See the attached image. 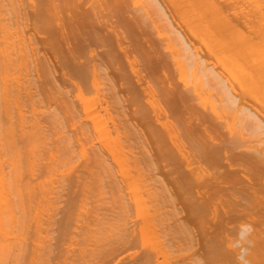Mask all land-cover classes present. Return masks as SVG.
Masks as SVG:
<instances>
[{"label": "rangeland", "instance_id": "374dc122", "mask_svg": "<svg viewBox=\"0 0 264 264\" xmlns=\"http://www.w3.org/2000/svg\"><path fill=\"white\" fill-rule=\"evenodd\" d=\"M1 1L3 2V5H2V3H1ZM0 1V6L1 7H3L4 5V7L3 8H5V10L7 9V11H9V8H11V2H12V0H1ZM11 1V2H10ZM17 1H19L21 4H19V2H17ZM99 1L101 2V3H99ZM96 0V3H98V5H97V7L98 6H100V7H98V9L97 10H99V8H103V10L105 9L106 10V8H107V6L108 5H106V4H104L105 5V8L102 6L101 7V4L104 2V3H106V0L105 1H103V0ZM107 1H109V2H111V0H107ZM116 1V2H115ZM120 1V0H119ZM118 0H112V2L111 3H109V2H107V4L109 3L110 4V6L111 5H114V7L115 8H117V10L116 11H120V12H122V14L120 13L119 14V11L117 12L118 14L117 15H119V18H117V20L119 19H121L124 23H120L119 22V24H117L118 26H117V28H116V26H115V28H116V31H118V32H116L115 31V29L113 28L112 30H110L109 29V27L106 29V23H104L105 21H103V28H102V26L100 27V29L102 28V29H106V34H107V31L108 32H110V33H108V35H109V37L108 36H106V35H104L103 36V34H105V33H103V31H105V29L102 31V34L100 35L101 37L103 36V39H106V42H107V44H111L114 48L116 47V48H118V46H116V44L117 45H119V46H121L122 44H124V45H122L121 46V48L123 47H126V48H124V51H126L128 54H125L127 57L126 58H124V55H122V54H124V52L123 53H121L122 52V50H123V48H122V50L120 49V56L118 55V51H119V48H118V50H114L113 49V47H111L110 49H113V51H115L114 52V54L115 55H113L112 56V59H111V61H112V66L117 62H119V60H120V57L122 56V59L120 60V64H119V66H117V63L113 66V67H115V66H117V69H115V70H113L114 72V75H116V73H117V75H118V78H116L117 77V75H116V77H115V80H117V81H115V83L116 82H119V83H116L117 84V91H118V95L119 96H122L123 94H125L126 93V97L127 98H129V99H127V100H130V105L128 104L129 102L127 101V106L129 105V106H131L132 104H133V102L135 101V100H137V101H139V103L140 104H137V103H135L134 104V106H136V105H141V106H144V109L143 110H145L146 111V114H147V112H148V117H147V122H145L146 124H148L149 123V125L151 126L152 125V123L154 124L155 123V120H154V117H155V114H154V112H155V110L153 111V113H152V111H151V109H153L155 106L156 107H159V105H160V107L159 108H156V109H158V110H160V108H161V111H158V112H160V113H162V117L163 118H160V119H163L162 120V122L163 121H165V122H170L171 120H173L172 122H171V125L172 124H176V122L177 123H179L180 124V120L178 119L179 118V114H177V112L178 111H175V110H178V109H176V108H174V105H175V102L177 103V96H179V94H181L182 96L184 95L185 96V94H187L188 92H191L192 94H193V92L191 91L193 88L191 87L192 86V84L193 83H195L196 81L197 82H199L200 84H201V80L198 78V77H200L201 78V76H203L201 73L202 72H200L201 70H199V69H201V68H199L198 67V70H196L195 72L194 71H191V69H193V68H190V66L186 63L187 61H186V59L185 58H183L184 57V55L182 54L183 53V49H182V44H183V42L182 41H180V37H178L179 35L178 34H181L180 36H182V37H184L182 40H186V39H188L187 41H189V43L191 42L192 44H191V46H189V47H191V49H192V51H194V53H196V55H203V58H204V56H207L206 58L208 59H206L207 60V63H208V66H210L209 68H210V70H212L213 71V75L214 76H217V78H218V76H219V78L218 79H222V82H224V84H225V90L224 89H221L220 87V85L219 84H215V85H213V87H206L205 85H206V83H205V81L204 82H202V83H205V85H203V84H201V85H203L202 86V89L203 90H201V91H197V90H200V86L201 85H199V83L198 84H194L195 85V88L197 87V85H199V89H196V91L197 92H199L198 94L200 95V97H202L203 98V100L205 101V96L204 95H207L208 97L209 96H211V97H207L206 96V99L207 100H209V101H211L213 104H209V105H213L214 106V108H215V111H214V108H213V111L210 109V107L211 106H208V103L207 102H203L201 99L202 98H199V100L197 101V100H195V103H192V105L193 106H196V105H198V106H196L195 108L196 109H199V111H202V112H198L199 113V115H200V113L202 114L203 112L205 113V114H202L203 116H205L204 118V120H206V118H207V121H206V123L208 122V123H210L209 125H211V130L209 131L210 132V134L212 135L213 134V138H214V136L216 137V138H212V140H209V142L211 143V144H217V143H219V141L221 142V141H223L222 142V144L225 146V148L227 149V148H229L231 151H234L235 153H237V152H239L241 149H239V148H241L242 147V145H243V147H242V149H246V151L247 150H249L248 148V146H251V147H253V148H260L261 146V144L259 145V143L257 144L256 143V145H255V143L253 142V141H255V139L256 138H254L252 135H250L249 133H247V131L245 132L244 130H245V128L243 129V126H242V123H240L238 120L239 119H237V117H238V112L235 110V109H237V107H238V104L240 105H242L243 104V107H245V108H247V109H250L251 111H254V112H259L258 114H260V116H264V79H260V78H258L259 77V75H261V76H264V75H262V74H264V66H262L261 67V65L262 64H264V30H261V26H264V25H261V24H264V19H262V18H260V16H259V14L261 15V17H264V15H262L261 13H260V10H259V8L261 9L262 7H264V6H262L260 3V5L261 6H257L256 7V3H254L256 0H254V1H252V0H250V3L248 2L249 0H247V1H245V0H209V2H208V0H197L198 1V3L199 4H197L196 5V0H189L191 3H189V2H187L188 0H185V3H188L187 4V6H186V4H183L184 3V1L183 0H180V3H178L177 1H179V0H177V1H174V0H139V1H137V0H126V1H124L123 2V4L121 3V2H119ZM160 1V2H159ZM173 1V2H172ZM183 1V2H182ZM205 1V2H204ZM261 1V3L262 2H264V0H260ZM7 2V3H6ZM15 2V3H14ZM24 2H25V6H24ZM117 2H119V3H121L122 4V6H121V4H119V3H117ZM165 2V3H164ZM183 4V5H185L186 7H183V8H181V12H180V9H179V6H178V4ZM195 2V3H194ZM204 2V3H203ZM213 4L214 3V5H217L216 7L213 5V7H215V8H217L219 11L218 12H220L221 11V14H219V15H217V13L214 11V10H216L215 8H210V7H212V5H210L211 3ZM245 2V3H244ZM247 2H248V4H247ZM254 4H253V3ZM257 2H259V0L257 1ZM23 3V4H22ZM33 3V4H32ZM91 3V2H90ZM127 3H130L129 5H127ZM150 3H153V4H155V6L157 5V9H160V11H161V14H159L160 12H159V10H156L155 11V9L153 10V11H151L150 9L152 8V7H155V6H152V7H150L151 6V4ZM175 3H176V5H175ZM208 3H209V6H208ZM252 3V4H251ZM12 4H13V6L12 7H16L17 9H19V8H24L23 10L25 11L26 10V7H29L30 5L32 6H30L29 8V10H34V4H35V0H31V1H29V0H14L13 2H12ZM94 4H95V0H94ZM133 4V5H132ZM139 4V5H138ZM150 6H149V5ZM152 4V5H153ZM173 6H172V5ZM189 4H193V6H194V4H195V6L194 7H197L198 8V5L199 6H203V8H204V13H205V11H207V7H209L208 8V19L206 18V15H200V17H202L203 19H204V23L203 24H210V22H212V26H207V29L209 28V30H206V28H205V30H206V32H209V34L211 35V38H210V35L208 34V33H206L205 32V30L204 29H201L202 27H203V25H202V21L200 22L201 23V26L202 27H197V30L195 31L194 29V27H193V30L195 31V32H197L198 30H199V35H198V32H197V35H198V37L196 36V34H195V37H194V34L192 35L191 33H190V31L191 30H189V29H191V28H189L190 27V25H191V27H192V24H190L188 27H186V22L187 21H190V20H188L187 18H186V20L184 19L185 17V15H187V14H185L186 12H184V13H182L183 12V10L184 11H187V10H185V8H187L188 7V5ZM202 4V5H201ZM205 4H207V6H205ZM27 5V6H26ZM118 5H119V7H120V9L118 8ZM124 5H126V9H128V10H126L125 11V7H124ZM141 5V6H140ZM145 5V6H144ZM249 5H251V6H249ZM252 5H254L255 7H252ZM24 6V7H23ZM128 6V7H127ZM161 6V7H160ZM175 6H178V8H176ZM244 6V7H243ZM113 6H111V7H109V9L111 8V9H113V11H114V7L112 8ZM141 7L142 8H149L148 10H150V14H147V16L144 14L143 15V13H142V11L143 10H146V8L145 9H141ZM158 7H160V8H158ZM168 7V8H167ZM177 9L176 11H179V12H176V13H178V14H176V13H174V9L175 8ZM189 7H191V6H189ZM219 7V8H218ZM241 7V8H240ZM31 8H33V9H31ZM140 8V9H139ZM201 8V7H200ZM199 8V9H200ZM254 8L255 9H257V10H259L258 12H257V10L253 13L252 12V10L254 11ZM2 9V8H1ZM153 9V8H152ZM166 9H167V11H166ZM191 9H192V11H194L193 10V7H191ZM195 9V8H194ZM29 10L27 11V12H29ZM102 10V9H101ZM100 10V11H101ZM104 10V11H105ZM202 10V9H201ZM242 10V11H241ZM262 11H264V9H261ZM103 11V13L104 14H102V15H106V13H107V11L110 13V11L109 10H106L105 12ZM111 12L115 17H116V13L114 14V12ZM130 12V13H128V12ZM132 11L134 12V13H132ZM191 10H189V12H190ZM210 11H212L211 13L213 14V15H211L210 16ZM223 11V12H222ZM98 12V11H97ZM189 12L187 11V13L189 14ZM214 12V13H213ZM241 12V13H240ZM247 12V13H246ZM251 12V13H250ZM99 13V12H98ZM109 13H107V15H109ZM110 13V14H111ZM157 13V14H156ZM222 13H223V16L225 17L224 19H226L225 20V22H224V19H222L223 17H222ZM7 14V13H6ZM6 14H5V16L3 17L2 15L0 16V19L1 18H8L7 20L8 21H10V19L9 18H11V15H9L8 16V14H7V17H6ZM101 14V13H100ZM112 14L111 15H109L108 17H110V16H112ZM152 14H154V15H152ZM164 14H165V16H164ZM168 14V15H167ZM169 14L171 15V16H169ZM173 14V15H172ZM183 15V17H180V15ZM191 14H192V12H191ZM190 14V17H192V15ZM197 14V13H196ZM195 14V15H196ZM206 14V13H205ZM252 14H254V16L252 15ZM257 16H256V15ZM142 15V16H141ZM149 15H150V17H149ZM158 15V16H157ZM198 15V14H197ZM220 15H221V17H220ZM145 16L147 17L146 19H143V18H145ZM154 16V17H153ZM174 16V17H173ZM179 16V17H178ZM214 18H213V17ZM216 16H218V17H216ZM247 18H246V17ZM114 17V18H115ZM118 17V16H117ZM142 17V18H141ZM159 17V18H158ZM162 17V18H161ZM165 17V18H164ZM200 17H199V19H200ZM216 17V18H215ZM220 17V18H219ZM112 18H113V16H112ZM112 18H110V21L112 20ZM114 18H113V21H114ZM123 18V19H122ZM126 20H125V19ZM138 18H140L141 20H139ZM150 18H151V20H150ZM152 18H154V19H152ZM164 18V19H163ZM175 18V19H174ZM178 18V19H177ZM182 18L186 21H184V20H182ZM210 18H212V19H210ZM106 19H109V18H106ZM134 19H137V20H139V22L138 21H136V22H138V24H140V25H138L137 23V25L138 26H142L141 28H143V30L142 31H144L143 33H142V35L143 36H140L139 35V31L137 30V29H140V27L138 28H135L136 26L135 25H133V23H135L134 22ZM142 19H143V22L144 23H142L141 21H142ZM170 19V20H169ZM180 19V20H179ZM191 20H192V18H190ZM193 19H195L194 17H193ZM214 19V20H213ZM247 19H248V21H247ZM259 19H261V20H259ZM3 20H6V19H3ZM7 20L5 21V22H7ZM105 20V19H104ZM116 20V18H115V21H117ZM198 20V19H197ZM209 20H210V22H209ZM212 20V21H211ZM218 20V21H217ZM243 20H246V21H243ZM251 20V21H250ZM257 20V21H256ZM155 21H156V23H158L157 25H155L156 23H155ZM175 21V22H174ZM178 21V22H177ZM193 21V20H192ZM231 21V22H230ZM0 22H1V20H0ZM4 21H2L1 22V24H0V26H2V28L0 27V32L1 33H3V34H1L0 33V44H1V41H2V44L0 45V47L1 46H3V48H4V51L2 50V52H0V55H1V53H2V55L0 56V58H3L4 60H1L0 59V107H2V108H0L1 110H0V258H1V260H0V263L1 264H81V262L83 263V264H95L94 262H98L99 263V259L97 258V254H98V250H99V253L101 254V252H103V250L104 249H107L108 248V246L110 245L109 243H114L115 242V240H116V238H115V235L113 234V232H111V230L116 226V225H118V223H119V221H121V223H122V220H119V218H117L118 219V222H116L117 221V219L115 220V219H109V216H110V213H109V215L107 216V214H106V211H105V209H102V208H105V207H108V206H110V205H107V204H105V203H110V201H111V199H110V191L108 192V191H106V190H104L103 189V191H102V189H99L98 188V186H97V183H98V180L95 178V176L93 177V178H90L91 179V181H90V179H89V176H87V177H85V178H82V179H78V177H76V179H75V176H76V172H75V169H76V167H77V169H76V171L78 170V172L81 170V166L80 165H82L83 163L82 162H84V159H85V156H83V152H85L86 151V154L88 153V150H87V147H88V145H86L87 147H86V149H85V151H83V152H79L78 154H75V156L76 157H74L73 159H71L72 161H69V159H67V157L64 155V158H63V155H62V148H61V145L58 147L59 149H56V147H55V141L56 140H58L59 142H60V139L62 138L63 139V137H66V136H68L69 135V126L66 124V121L64 120V118L62 117V115L61 116H59L58 115V118H59V122H60V125H59V128L56 126V129H55V126L54 125H57V123H55L54 125H52L53 123H52V121H51V117L50 116H52V114L53 113H55V107H54V105L53 104H55L56 105V100L57 99H61V97L62 98H65L66 96H68V97H70V96H72L73 95V98H75V96H74V92H73V94H72V92H71V89L74 91V89L72 88V86H71V89H69L68 87H66V85L64 84L63 85V83H61L62 85H60L59 84V80H60V78L62 77L61 75H62V73L64 72V73H66L65 72V67H68V65H69V63L67 62L66 64H68L67 66H65V64H64V61H59V62H61V64H62V66H64V69H63V67L62 66H60V63L59 62H55V60L56 59H58V58H60L61 57V55H62V57L63 56H65V55H63V53H61V49L59 50V51H57L59 54H57V53H51L52 54V56L49 54V52L47 51V53H46V49H42L39 45H36L37 46V48L36 49H38V50H32V49H35V42H33L34 44H32L30 47H29V45H28V39H26V36L27 35H29L31 32H29V31H31V30H29V29H32V28H30V27H28V26H30L29 25V23H30V21H29V19L28 20H23V22H19L17 25L19 26H17V25H13L12 23H11V21L9 22L10 24H12V26L10 25V28L8 27L9 25H8V22H7V24H6V29L3 27L4 25H5V22L3 23ZM125 22L127 23V28H126V25H125ZM133 22V23H132ZM162 22V23H161ZM185 22V23H184ZM194 22H198V21H194ZM214 22V23H213ZM226 22H230V26L232 27V28H230V26L228 25L229 23H226ZM244 22H245V24H244ZM249 22V23H248ZM254 22L256 23L255 24V26H256V28H258V29H256L255 28V26H254ZM260 22H262V23H260ZM24 23V24H23ZM25 23H27V24H25ZM131 23H132V25H131ZM152 23V24H151ZM174 23V24H173ZM177 23H179V24H177ZM184 23V24H183ZM224 23V24H223ZM260 24V27H259V24ZM3 24V25H2ZM20 24V25H19ZM31 24V23H30ZM142 24V25H141ZM180 24H181V26H180ZM189 23H187V25H188ZM219 24H220V26H219ZM223 24V25H222ZM226 24L229 26H226ZM234 24H235V27H234ZM250 24V25H249ZM22 25H24V26H22ZM122 25V26H121ZM125 25V26H124ZM148 26V28H147V26ZM162 25V27H160ZM198 26H200L199 24H197ZM213 25H214V27H213ZM216 25V26H215ZM218 25V26H217ZM246 25V26H245ZM121 26V27H120ZM156 26V27H155ZM193 26H194V24H193ZM224 26V27H223ZM252 26V27H251ZM121 29H120V28ZM132 27L134 28V29H136L137 31H138V35L135 33V31H134V29H132ZM155 27V28H154ZM169 27V28H168ZM177 27V28H176ZM181 29H180V28ZM186 27V28H185ZM217 27H220L219 29L217 28ZM222 27V28H221ZM9 30H8V29ZM16 28V29H15ZM125 28H126V30L128 29V31L129 32H131L132 34V36L129 34V33H127L128 31H126L125 30ZM153 28V29H152ZM166 29V31L164 30V29ZM179 28V29H178ZM204 28V27H203ZM210 28H212L211 30H212V32H211V30H210ZM214 28V29H213ZM216 28H217V31H216ZM253 28V29H252ZM3 29V30H2ZM5 29V30H4ZM123 29V30H122ZM231 29V30H230ZM235 29V30H234ZM239 31H238V30ZM260 29V30H259ZM20 30H21V32H20ZM29 30V31H28ZM115 31L116 33H112L111 34V32L112 31ZM164 30V31H163ZM168 30V31H167ZM171 30V31H170ZM230 30V31H229ZM233 30V31H232ZM250 30V31H249ZM7 31V32H6ZM13 33H12V32ZM16 31V32H15ZM17 31H19V32H17ZM24 31H26V32H24ZM100 31V30H99ZM113 31V32H114ZM141 31V32H142ZM176 31V32H175ZM181 31H182V33H181ZM185 31V32H184ZM201 31V32H200ZM202 31L204 32V33H202ZM215 31L217 32V33H215ZM249 33H248V32ZM121 32V33H120ZM123 32V33H122ZM156 32H157V34H156ZM161 32V37H159L158 36V34ZM164 32H166V33H164ZM178 32H180V33H178ZM194 32V33H195ZM239 32V33H238ZM6 33V34H5ZM16 33V34H15ZM23 33V34H22ZM33 33V32H32ZM119 33V34H118ZM125 33V34H124ZM127 33V34H126ZM163 33L164 34H167V35H163ZM176 33V34H175ZM185 33V34H184ZM192 33H193V31H192ZM206 33V34H205ZM6 36H5V35ZM12 34V35H11ZM18 34V35H17ZM26 34V35H25ZM39 34H41L40 36L41 37H37V34H35L36 35V37H35V35H34V37L37 39V38H42L44 35L42 34V33H39ZM117 35V37L118 38H115L116 37V35ZM124 36H123V35ZM171 34V35H170ZM183 34L186 36V38H185V36H183ZM201 34L203 35V37L201 36ZM205 34V35H204ZM242 34V35H241ZM112 35H113V37H112ZM120 35H122V37H124V38H127V39H124V38H122ZM126 35V36H125ZM145 35L147 36L146 38H145ZM173 35V36H172ZM176 35V36H175ZM8 36V37H7ZM9 36H11V37H9ZM15 36H17L16 38H15ZM22 38H21V37ZM39 36V35H38ZM166 36V37H165ZM191 36V37H190ZM193 36V37H192ZM204 36H209V38L207 37L206 39H205V37ZM246 36V37H245ZM5 37V40L3 39ZM20 37V38H19ZM141 37H143V38H141ZM149 37V38H148ZM173 37V38H172ZM174 37L176 38V39H174ZM181 37V38H182ZM212 37H213V39H212ZM8 38H10L9 40H7ZM24 38V39H23ZM148 38V39H147ZM156 38V39H155ZM170 38H171V40H170ZM194 38V39H193ZM14 39H16V41H18V42H16V44H15V42L13 41ZM107 39H109V41L107 40ZM115 39H117V40H115ZM134 39H136L137 40V42H136V40L134 41ZM144 39V40H143ZM167 41H166V40ZM173 39V40H172ZM178 39V40H177ZM190 39V40H189ZM213 40V42H211V43H209L210 41L209 40ZM14 42H12V41ZM20 40H22V41H20ZM24 40V41H23ZM26 40V41H25ZM127 40V41H126ZM140 40V41H139ZM142 40V41H141ZM147 40H148V42H147ZM151 42H150V41ZM158 40H160V41H158ZM164 42H163V41ZM174 40H177V42L176 41H174ZM211 40V41H212ZM245 42H244V41ZM249 40V41H248ZM7 41L8 42H10L11 41V45L9 46L10 47V51L8 50V52L10 53V57L11 58H9V57H5V53L4 52H6V55H8L9 53H7V45H8V43H7ZM122 43H121V42ZM130 41H132V43H128V42H130ZM152 41L154 42V44L152 43ZM171 41H172V43H171ZM178 41H180L182 44H179V46H175L176 48H174V44H176V43H178ZM187 41H185V42H187ZM206 41V42H205ZM243 41V42H242ZM25 42V43H24ZM120 42V43H119ZM161 42V43H160ZM167 42V43H166ZM168 42L171 44H168ZM176 42V43H175ZM179 42V43H180ZM4 43H7V44H5L4 45ZM19 43V44H18ZM21 43V44H20ZM26 43H27V47H26ZM137 43V44H136ZM174 43V44H173ZM188 43V42H187ZM188 43V44H189ZM13 44H15L14 46V49H19V50H17V51H22L23 52V49H25L24 50V52L22 53L21 52V54H19V52H18V54L20 55V59L19 60H21L20 62H18V64H17V62L15 63V64H13L12 62L13 61H15L16 60V58H17V51L16 50H12V46H13ZM126 44V45H125ZM128 44V45H127ZM141 44V45H140ZM150 44V45H149ZM166 44H167V46L169 45L170 46V48L172 47L174 50H170V48H169V50L171 51V52H175V50L176 49H178V47H179V49H182V50H180L179 52H177V50H176V52L180 55V56H178V54H175L176 55V57L178 56L179 58H181V60H182V63L183 62H185V64H186V66L187 67H189L188 68V70L186 71L187 72V75H185L184 74V72L185 71H183V73H182V75L184 76L185 75V77H184V79H183V76L181 75H179V73H177V72H180V74H181V68H180V65H181V63H180V65L177 67L178 69H179V71H178V69L176 68V64L178 63H174V65H173V63H172V61H171V63H170V60H173L172 58L170 59V57H171V55H173V53L171 54V52L168 50H165V48L167 47L166 46ZM205 44L207 45H209L210 47H211V50H209L210 49V47H208L209 49V51H211V52H209L210 53V56H209V53L207 54V48H205V47H207V46H205ZM211 44V45H210ZM17 45H19V46H17ZM21 45H25V46H21ZM61 45H63V47H64V49H65V44L64 43H62ZM111 45H109V47L111 46ZM131 47H130V46ZM136 45V46H135ZM152 45V46H151ZM178 45V44H177ZM184 45V44H183ZM5 46V47H4ZM16 46L17 47H19V48H16ZM142 46V47H141ZM148 46H150V47H148ZM21 47H22V49H21ZM108 47V48H109ZM128 47V48H127ZM139 47V49L137 50L136 48H138ZM148 47V48H147ZM194 47V48H193ZM2 48V49H3ZM6 48V49H5ZM130 48H132V49H130ZM155 49V51H157L156 49L158 48L160 51H159V55L162 53V55L159 57L158 56V54H157V52H155L154 51V49ZM164 48V49H163ZM21 49V50H20ZM28 49V50H27ZM40 49H41V51L43 50V52H42V56L40 55ZM126 49V50H125ZM141 49V50H140ZM142 49H145V50H142ZM149 49V50H148ZM153 51H152V50ZM167 49V48H166ZM178 49V50H179ZM1 50V49H0ZM100 50H102V49H100ZM131 50V51H130ZM140 50V51H139ZM148 50V51H147ZM206 50V51H205ZM27 51V52H26ZM36 53V58L37 57H40V58H42V59H44L45 57V62L43 63V64H45V63H50V62H52V60H54L52 63H50V64H48L49 66H47V64H45L43 67V70L46 68V67H49V68H46V70L45 71H43V70H37L36 68H35V62H33V59H34V61H35V53ZM40 51V52H39ZM129 51V52H128ZM134 53H133V52ZM142 51V52H141ZM148 52V54L150 53V52H155V53H150V55L152 54H155V56H152L153 57V59L151 58V57H149L148 56V54L146 55L145 54V52ZM26 52V53H25ZM39 52V53H38ZM143 52H144V54H143ZM204 52V53H203ZM13 53H15V55H16V57H15V59L12 57V54ZM27 53H28V55H27ZM32 53H33V55H32ZM38 53V54H37ZM117 53V54H116ZM185 53V52H184ZM203 53V54H202ZM212 53V54H211ZM23 54V55H22ZM26 54V55H25ZM57 54V55H56ZM171 54V55H170ZM207 54V55H206ZM14 54H13V56H15ZM18 55V56H19ZM37 55H39V56H37ZM119 56V60H116V58L117 57H115V56ZM131 55V56H130ZM144 55H145V57H144ZM170 55V56H169ZM175 55H173V58H174V56ZM9 56V55H8ZM22 56V57H21ZM24 56V57H23ZM58 56V57H57ZM157 56V57H156ZM183 56V57H182ZM197 56V57H198ZM31 57H33V58H31ZM44 57V58H43ZM48 57V58H47ZM49 57H50V59H49ZM115 57V58H114ZM139 57V58H138ZM144 57V58H143ZM148 57L149 58H151L150 59V61H152L151 63H149L148 62V64H150V66L146 63L147 61H148ZM163 57H165V58H163ZM177 57V58H178ZM200 57V56H199ZM9 59H14L12 62H8V60ZM19 58V57H18ZM52 58V59H51ZM146 58V61L144 60ZM162 59V61H161V65H160V62H158L159 60L158 59ZM178 58V59H179ZM48 59V62L46 61ZM118 59V58H117ZM129 59V62L131 61L132 63H129V62H127V60ZM142 59V60H141ZM160 59V60H161ZM175 59V58H174ZM211 59V60H210ZM228 59V60H227ZM6 60V61H5ZM11 60H9V61H11ZM114 60H116L115 61V63H114ZM166 60V61H165ZM4 61V62H3ZM17 61H18V59H17ZM122 61V62H121ZM144 61V62H143ZM155 61V62H154ZM157 61V62H156ZM174 61V60H173ZM178 61V60H177ZM180 61V60H179ZM125 62V63H124ZM142 62V63H141ZM166 62V63H165ZM174 62H176V59H175V61ZM59 63V64H58ZM128 63L129 64H132L131 66H132V68L134 67V71H136V72H139V73H136V75L133 73H131V67L129 68L128 66H130V65H128ZM137 63H138V65H137ZM145 63V64H144ZM154 63V64H153ZM156 63H158V65H159V67H156L155 68V66H157L156 65ZM165 63V64H164ZM229 63V64H228ZM2 64H4V65H2ZM16 64H17V66H16ZM25 64V65H24ZM53 64H55V66L57 67V66H59V67H55L54 65V67L52 68V65ZM56 64H58V65H56ZM148 66H147V65ZM153 64V65H152ZM184 64V65H185ZM23 65V66H22ZM50 65H51V67H50ZM142 65V66H141ZM152 65V66H151ZM155 65V66H154ZM8 67V69H7V67ZM140 66V67H139ZM145 66V67H144ZM161 66V67H160ZM202 66V65H201ZM3 67V68H2ZM39 67V66H38ZM123 68V70H121L120 71V73H118V69H122ZM150 67V68H149ZM173 67H175V68H173ZM236 67H237V70H236ZM242 67V68H241ZM258 67H260V68H258ZM2 68V69H1ZM40 68V67H39ZM38 68V69H39ZM100 70H102V71H100V72H107V73H109V71H111V69L109 68L108 70H105L104 68H100V67H98ZM145 68V69H144ZM161 70H160V69ZM164 68H166L165 69V71H166V73H165V71H164ZM184 68H185V66H184ZM212 68V69H211ZM262 68V69H261ZM5 69V70H4ZM35 69H36V71H38V73L36 74V72H35ZM48 69H49V71H48ZM52 69H56V70H53V73L51 74L50 72H52L51 70ZM57 69H62V73H60L61 71L59 70V72L57 71ZM135 69H137V70H135ZM155 71H154V70ZM173 69V70H172ZM197 69V68H196ZM240 71H242V72H240ZM255 69H257V70H255ZM261 69V70H260ZM20 70V71H19ZM103 70H105V71H103ZM148 70V71H147ZM184 70H186V69H184ZM4 71H5V74L6 75H3L4 74ZM7 71V72H6ZM57 73H56V72ZM115 71H117V72H115ZM123 71V72H122ZM128 71V72H127ZM130 71V72H129ZM134 71H132V72H134ZM141 71V72H140ZM144 71V72H143ZM150 71H152V72H150ZM169 71V72H168ZM255 71V72H254ZM257 71H258V74H256L257 73ZM3 72V76L1 75V73ZM21 72V73H20ZM105 72V73H106ZM172 72V73H171ZM191 72H194L195 74H196V76H198L197 78H193V80L195 79V82H193L192 81V77L194 76L195 77V74L193 75V74H191ZM218 73V75L216 74V73ZM236 72H240V75L244 72V74H242L241 75V77L239 76V74L237 73L236 74ZM13 73V74H12ZM20 73V74H19ZM41 73V77H40V75H38V74H40ZM56 73V74H55ZM59 73V76L60 77H58V74ZM104 73V74H105ZM143 73V74H142ZM156 73V74H155ZM161 73V74H160ZM165 73V74H164ZM198 73V74H197ZM254 73V74H253ZM262 73V74H261ZM61 74V75H60ZM100 74V73H99ZM101 74H103V73H101ZM137 74H138V77H137ZM145 74V75H144ZM152 74V75H151ZM155 74V75H154ZM158 74V75H157ZM201 74V75H200ZM234 74H236L235 75V78L237 79V78H239L240 79V84H239V79H235L234 78ZM256 74V75H255ZM13 75V76H12ZM50 75V77H52V78H48V76ZM55 75V76H54ZM68 75V74H67ZM107 75V74H106ZM105 75V76H106ZM142 77H140V76ZM151 75V76H150ZM175 75V76H174ZM180 77H179V76ZM193 75V76H192ZM257 75H258V77H257ZM43 76V77H42ZM45 76V77H44ZM100 77L102 76V75H99ZM105 76H103V77H105ZM125 76V77H124ZM147 76V77H146ZM161 76H162V79H161ZM192 76V77H191ZM221 76V77H220ZM242 76H243V78H242ZM39 79H38V78ZM119 77H121V79H122V81H120L121 79L119 78ZM175 77H177L176 79H175ZM182 77V78H181ZM187 77H188V79H187ZM204 77V76H203ZM202 77V78H203ZM42 78V79H41ZM63 78H65V77H63ZM106 78V77H105ZM104 78V79H105ZM126 78V79H125ZM141 78V79H140ZM143 78H144V80H143ZM168 80H167V79ZM178 78H180L179 80H182V81H184L185 82V84H187V85H184L183 83H182V81H179L178 80ZM216 78V79H217ZM262 78V77H261ZM44 79V80H43ZM49 79V80H48ZM100 79H102V80H104L102 77L100 78ZM139 80V82L141 83H139L138 82V80ZM147 79V80H146ZM149 79V80H148ZM199 79V80H198ZM41 82H40V81ZM43 80V81H42ZM56 80V81H55ZM102 80H100V82H101V86H103V88L99 91L100 93H98V96L96 97L97 98V100H96V102L98 101V98H99V96L100 95H102L103 94V92H102V90L104 91V92H106L107 90H106V88H105V84L107 83V82H105L104 81V83L102 82ZM119 80V81H118ZM125 80V81H124ZM128 80V81H127ZM153 80V81H152ZM159 80V81H158ZM203 80V79H202ZM205 80V79H204ZM36 81H38V82H36ZM46 81V82H45ZM58 81V82H57ZM137 81V82H136ZM169 81V82H168ZM189 81V82H188ZM36 82V83H35ZM43 82V83H42ZM60 82H61V80H60ZM123 83V84H125V86H123V87H121V86H118L119 84H121V83ZM127 82V83H126ZM147 82H149V83H147ZM157 82V83H156ZM168 84H167V83ZM146 83V84H145ZM155 83V84H154ZM172 83V84H171ZM174 83V84H173ZM180 83V84H179ZM37 84V85H36ZM122 84V85H123ZM133 84V85H132ZM140 84V85H139ZM150 84V85H149ZM156 84H157V86H156ZM43 85V86H42ZM53 85V86H52ZM162 85V86H161ZM169 85V86H168ZM171 85V86H170ZM179 87H177V86ZM189 85H190V87H189ZM35 86H37V87H35ZM40 86V87H39ZM51 86V87H50ZM56 88H55V87ZM58 86H60L59 88H57ZM164 86H166V87H164ZM183 86V87H182ZM39 87V88H38ZM48 87H49V89L51 90H49L48 89ZM54 87V88H53ZM63 87V88H62ZM131 87V88H130ZM144 87H145V89H144ZM146 87H148V88H146ZM154 87H156V89L154 88ZM186 87V88H185ZM188 87L191 89H189L188 91H187V89H188ZM206 87V88H205ZM215 87V88H214ZM219 89H217V88ZM27 90H26V89ZM52 88V89H51ZM122 89V88H124L122 91H124L125 90V92H122V91H120V89ZM167 88V90L169 91H172L173 92V94L175 95V97H177V98H174V100L173 101H175L174 102V105H173V102L171 101V99L173 98L172 96H174V95H169V92L167 93L168 95H165V94H162V92H167V90L166 91H164V89H166ZM178 90H177V89ZM210 88V89H209ZM214 88V89H213ZM223 88V87H222ZM39 89H41V90H39ZM47 89V90H46ZM55 90V91H52V90ZM65 89V90H64ZM100 89V88H99ZM134 89V90H133ZM162 89H163V91H162ZM206 89V90H205ZM221 89V90H220ZM228 89V90H227ZM50 92H49V91ZM60 90V91H59ZM69 92H71V93H68V91ZM139 90V91H138ZM148 90V91H147ZM152 91V90H154V93H153V91L150 93V91ZM177 92H179V93H177ZM47 91V92H46ZM119 91L121 92V95L119 94ZM132 91V92H131ZM144 91H147V92H144ZM205 91V92H204ZM62 92H63V94H62ZM91 92V91H90ZM84 93V95H86V96H84V98H86L85 100H87V98L89 97V95H91L89 98H91L92 97V93ZM92 92H94V91H92ZM141 92V93H140ZM142 92H143V94H142ZM149 92V93H148ZM159 92H161L160 94L161 95H165V97L164 96H162L161 97V95H159ZM184 93L185 92V94H182V93ZM200 92H201V94H200ZM211 94H210V93ZM227 92L229 93L228 95H230V96H225L224 95V93H226L227 94ZM65 93H66V95H65ZM68 93V94H67ZM95 93V92H94ZM108 92H106V94H107ZM133 93V94H132ZM140 93V94H139ZM146 93V94H145ZM221 93V94H220ZM41 94V95H40ZM56 94V95H55ZM57 94H59V96L57 95ZM72 94V95H71ZM155 94H157V95H155ZM170 94H171V92H170ZM192 94H188L189 95V97L191 96L192 98H193V96H192ZM197 94V93H196ZM198 94H197V96H198ZM204 94V95H203ZM233 94V95H232ZM70 95V96H69ZM94 95H97V93L96 94H94ZM154 95V97L152 98L153 100L156 98V97H159V99L158 98H156L154 101L152 100V99H150V98H147L146 96H148V97H152ZM188 95H186L185 97H186V99H188L189 97H187ZM224 95V96H223ZM56 96H58V97H56ZM88 96V97H87ZM125 96H123L122 98L123 99H125ZM132 96H135V97H132ZM156 96V97H155ZM169 96V97H168ZM183 96V97H184ZM237 96V97H236ZM138 97V98H137ZM172 97V98H171ZM232 98V97H236V99L238 100H236L237 102H235V105L234 104H232V105H230L229 106V104H231L232 102H228V100H227V98ZM51 98V99H50ZM56 99V100H53V99ZM71 98V100H74L72 97H70ZM89 98H88V100H89ZM93 98V97H92ZM91 98V99H92ZM100 98H101V96H100ZM99 98V102H100V99ZM134 98H135V100H134ZM143 100H142V99ZM146 98L147 99H149V104H148V100L145 102L144 101V99L146 100ZM163 99V100H161V99ZM170 98V101L169 100H167V99H169ZM91 99H90V102H89V105H88V108L89 107H91V104H95L96 102H95V100H94V102H93V100L91 101ZM125 99V100H126ZM131 99H133L134 101H132ZM176 99V100H175ZM190 99V98H189ZM188 99V101L190 102V100ZM195 99H197V97L195 98ZM225 101H224V100ZM51 100V102H49ZM53 100V101H52ZM77 99H75L74 100V102H77L78 103V105L77 106H80L81 107V105L79 104L80 102L79 101H76ZM150 100H152L151 102L152 103H150ZM166 100V101H165ZM194 100V99H193ZM221 100V101H220ZM223 100V101H222ZM47 101V102H46ZM55 101V102H54ZM58 101V100H57ZM61 101V100H60ZM132 101V102H131ZM159 101H161L162 103H160ZM53 102V103H52ZM93 102V103H92ZM136 102V101H135ZM202 102L204 103V105H202ZM223 102V103H222ZM47 103H48V105H47ZM52 103V104H51ZM77 103H75V105L77 104ZM98 103V102H97ZM97 103L95 104V105H97ZM155 103V104H154ZM158 103V104H157ZM197 103V104H196ZM227 103H228V105H227ZM59 104V103H58ZM87 104H88V101H87ZM126 104V103H125ZM150 104H153V106L154 107H152V105H150ZM170 104V105H169ZM196 104V105H195ZM207 104V105H206ZM120 105H123V103L121 104H118L117 106H115L114 108L115 109H113V110H111L112 111V113H114L115 112V114L118 116L119 115V117L121 116L120 114H121V112H119V111H117V108L116 107H118V106H120ZM150 105V106H149ZM180 106V104H177V107H179ZM199 105H200V107H199ZM202 105V106H201ZM76 106V107H77ZM92 106H94V105H92ZM147 106V107H146ZM168 106V108H166ZM173 106V107H172ZM176 106V105H175ZM227 106V107H226ZM235 106V107H234ZM54 107V108H53ZM78 108L79 110V112H78V115H79V117L82 119V120H86L85 122H87V118H85V119H83L84 117H85V115H84V117H83V115H81V114H84L85 112V114H88V108L87 109H85V112L83 113L82 112V110H81V108ZM87 107V106H86ZM171 107V108H170ZM180 107H182V106H180ZM179 107V108H180ZM198 107V108H197ZM229 107V108H228ZM120 108H121V106L120 107H118V109L120 110ZM130 108V107H129ZM131 108H133V106L131 107ZM154 108V109H155ZM195 108H193L194 110H195ZM219 108V109H218ZM239 108V107H238ZM93 108L91 107V108H89V110H92ZM123 109V107L121 108V110ZM166 109H168V110H166ZM175 109V110H174ZM181 109H183V108H180V111L182 112V110ZM81 110V111H80ZM129 110V109H128ZM149 110V111H148ZM164 110V111H163ZM172 110H174V111H172ZM184 110V109H183ZM51 113H50V112ZM144 111V112H145ZM170 111H172V113L170 112ZM196 111V110H195ZM236 111V112H235ZM81 112V113H80ZM92 112H93V110H92ZM110 112V111H109ZM129 112L131 113V109L129 110ZM157 112V111H156ZM163 112H165V113H163ZM167 112H168V114H167ZM174 112H176V114L174 113ZM183 112H185V111H183ZM182 112V113H183ZM226 112H227V114H226ZM49 113V114H48ZM89 113H90V111H89ZM112 113H110V114H112ZM119 113V114H118ZM150 113V114H149ZM152 113V114H151ZM175 115H174V114ZM178 113H180V112H178ZM92 114V113H91ZM170 114H171V116H170ZM234 116H233V115ZM236 114V115H235ZM103 115V116H102ZM101 116H102V118L104 117V114H102ZM108 115V114H107ZM107 115H105V116H107ZM114 115V114H113ZM113 115H111V116H113ZM130 114H128V116H129ZM136 115V117L138 118V116H137V114H135ZM149 115H151V117L152 118H150V116ZM164 115V116H163ZM167 115V116H166ZM207 115V116H206ZM83 118H82V117ZM92 116V115H91ZM90 116V117H91ZM132 116H133V114H132ZM236 116V117H235ZM109 117V115L107 116V118ZM119 117H117V118H119ZM130 117V116H129ZM129 117L127 118V116H125L124 117V120H126V119H128V124L130 123V124H133V123H135V122H133V121H135L137 118H135L132 122H130V119H129ZM161 117V116H160ZM164 117H166L165 119H164ZM177 118V120L179 121H176V120H174V118ZM184 117H186V116H184ZM199 117V116H198ZM232 117H235V119L233 118L232 119ZM40 118V119H39ZM79 118V121H81V119ZM106 118V117H105ZM104 118V119H105ZM107 118H106V120H107ZM168 118V119H167ZM172 118V119H171ZM175 118V119H176ZM34 119V120H33ZM38 119V120H37ZM123 120V117L121 116V118H120V120ZM152 119V120H151ZM156 119V118H155ZM167 119V120H166ZM199 119H200V117H199ZM198 119V121H196V120H191V122L190 123H192L193 124V126H195V128H196V131L199 129L200 130V132L202 131V128H203V125L204 126H209V125H206V123L205 122H203L204 124H201L200 123V121L201 120H199ZM32 120H33V122H32ZM36 120V121H35ZM61 120V121H60ZM121 120V121H122ZM232 120H234V123H233V121ZM237 120V121H236ZM75 121H77V120H75ZM149 121V122H148ZM152 123H151V122ZM174 121H176L175 123H174ZM37 122V124H35ZM78 122V121H77ZM84 122V123H85ZM90 121H89V116H88V122L86 123V125L89 123ZM197 122V123H196ZM202 122V121H201ZM39 123V124H38ZM76 123V122H75ZM79 123V122H78ZM78 123H77V125L76 126H78ZM64 124V126H62ZM144 125V126H142L141 128H142V130L144 131V129L145 128H150V126L148 125V127H147V125ZM197 126H196V125ZM198 124H201L200 126L198 125ZM235 124V125H234ZM35 125L36 126H39V127H41V128H39V127H36L37 129H39V130H37L38 131V134L40 135V137H39V135L38 134H36V135H38L37 137H39L40 138V141H38V139L39 138H37L36 137V141H38V143H36L35 142V144H30L32 141H35L34 139H35V131L36 130H34V128H35ZM67 125V126H66ZM91 124L89 123V125L88 126H90ZM178 124H176V126L174 125H172L173 127H175L176 128V130L178 129V126H177ZM19 128H18V127ZM66 126V127H65ZM88 126H87V128H88ZM233 126H234V128H233ZM242 128H241V127ZM62 127V128H61ZM152 127V126H151ZM2 128H4V130H2ZM10 128V129H9ZM13 130H12V129ZM18 128V129H17ZM66 128V129H65ZM7 131H6V130ZM24 129V130H23ZM40 129H41V131H40ZM58 129V130H57ZM60 129V130H59ZM64 129H65V131L66 132H64ZM91 129V128H90ZM89 129V130H90ZM148 129H145V131L147 132V130ZM151 129V128H150ZM222 129V130H221ZM228 129V130H227ZM240 129V130H239ZM17 130V131H16ZM27 130V131H26ZM29 130H31V131H29ZM53 130H54V132H53ZM61 130H63L62 132H60L59 133V131H61ZM141 130V131H142ZM180 130V131H179ZM179 130H177L178 132H177V135H178V137L180 136L181 138L180 139H182V132H181V129H179ZM216 130V131H215ZM16 131V132H15ZM43 131V132H42ZM57 131V132H56ZM214 131H215V133H214ZM223 131V132H222ZM4 132V133H3ZM6 132H9V133H6ZM11 132H14L13 134L11 133ZM20 132V133H19ZM24 132V133H23ZM27 132V133H26ZM90 132V131H89ZM198 132V131H197ZM200 132H198V133H196V134H200ZM219 132L222 134V136H221V134L219 135ZM239 132V133H238ZM16 133V134H15ZM29 133V135H27ZM31 133H33V134H31ZM37 133V132H36ZM56 133V134H55ZM66 133V134H65ZM68 133V134H67ZM92 133V132H91ZM246 133V134H245ZM9 136H8V135ZM14 134H15V136H14ZM43 134V135H42ZM53 134L55 135V136H53ZM59 134V135H58ZM179 134H181V135H179ZM203 136H204V133L202 132L201 133ZM237 134V135H236ZM242 134H243V136H242ZM4 135H6V136H4ZM34 135V136H33ZM65 135V136H64ZM101 135V134H100ZM250 136V137H248V136ZM3 136V137H2ZM25 136H27V137H24ZM219 138H218V137ZM251 136H252V138H251ZM5 137V138H4ZM10 137V138H9ZM13 137V138H12ZM17 137H18V139H17ZM31 137H32V139H31ZM45 137V138H44ZM96 137H98L97 135H96ZM102 137V136H101ZM100 137V138H101ZM243 137V138H242ZM248 137V138H247ZM5 139V141H4V143H5V145H4V143H2L3 141H2V139ZM7 138H9V139H7ZM14 138H16V139H14ZM22 140H21V139ZM27 138V140H25ZM28 138H29V140H28ZM58 138V139H57ZM184 138V137H183ZM49 139V140H48ZM61 139V140H62ZM98 139H99V137H98ZM185 139V138H184ZM184 139L183 140H180L181 142L182 141H184ZM216 139V140H215ZM238 139V140H237ZM7 140V141H6ZM9 140H12V141H9ZM30 140H32V141H30ZM47 142H46V141ZM96 139H92V142L93 143H95L94 141H95ZM99 140H101V139H99ZM14 141V142H13ZM20 141H22V143L20 142ZM25 141V142H24ZM27 141V142H26ZM53 141V142H52ZM187 139H185V142L183 143V148L182 149H184V148H188L189 146H188V144H186L187 143ZM216 141V142H215ZM227 141V142H226ZM242 141V142H241ZM10 142H11V145H9L10 144ZM18 142V143H17ZM46 142V143H45ZM51 142V143H50ZM98 142V140H96V143ZM180 142V143H181ZM189 142V141H188ZM246 142V143H245ZM256 142V141H255ZM28 143V144H27ZM34 143V142H33ZM49 143V144H48ZM61 143V142H60ZM95 143V144H96ZM252 143V144H251ZM7 144V145H6ZM19 144V145H18ZM39 144V145H38ZM45 144V145H44ZM47 144V145H46ZM51 144V145H50ZM186 144V145H185ZM227 144V145H226ZM254 144V145H253ZM2 145V146H1ZM9 145V146H8ZM24 145L26 146V147H24ZM37 145V146H36ZM240 145V146H239ZM259 145V146H258ZM11 146V147H10ZM27 146H29V147H27ZM30 146H31V150H29L30 149ZM39 146V147H38ZM42 146V147H41ZM50 146V147H49ZM52 146V147H51ZM180 146H181V144H180ZM239 146V147H238ZM246 146H247V148H246ZM262 146H264V145H262ZM37 147V148H36ZM238 147V148H237ZM2 148V149H1ZM40 150H39V149ZM55 148V149H54ZM190 148V147H189ZM185 149V151H187ZM4 150V151H3ZM37 150V151H36ZM29 151H30V153H29ZM33 151V152H32ZM41 151V152H40ZM51 151V152H50ZM59 151V152H58ZM60 151H61V153H60ZM243 151V150H242ZM32 152V153H31ZM36 152V153H35ZM244 152H245V150H244ZM17 153V154H16ZM28 153L30 154V156L28 155ZM50 153V154H49ZM39 154V155H38ZM221 154H222V152H221ZM232 154H234V153H232ZM17 155V156H16ZM50 155H52V156H50ZM85 155V154H84ZM223 155H224V153L220 156V158H219V162L220 163H224V161L221 159V157L223 158ZM31 157V158H30ZM50 157V158H49ZM84 159H83V158ZM33 158H35L34 160H33ZM37 158H39V160H37ZM59 158H61L60 160H59ZM66 158V159H65ZM220 160H222V162L220 161ZM219 162H218V164H219ZM72 163V164H71ZM54 164V165H53ZM211 163H209L208 165H210ZM218 164L217 165H215V166H217V170L218 171H216V167H212V166H214V164L212 165V166H210V168L209 169H212L211 170V172L210 173H213V174H211L210 175V173L208 172L206 175H204L206 178H207V175L209 174L210 175V177L212 176L213 177V175L215 176V172H217V173H219V172H221L222 171V167L220 168L219 166H218ZM51 165V166H50ZM67 165H68V168H67ZM75 165L76 167H73V166ZM247 165V164H246ZM245 165V169L244 170H246V167H249V166H246ZM54 166V167H53ZM204 165H202V167H203ZM222 166V165H221ZM72 167V168H71ZM80 169H79V168ZM201 167V168H202ZM205 167H206V170L208 169V166L207 165H205L202 169L203 170H205ZM51 170H50V169ZM213 168H215L214 170H213ZM221 170H220V169ZM250 168V167H249ZM43 171H42V170ZM70 169H71V171H70ZM74 169V170H73ZM117 169V168H116ZM183 169V168H182ZM248 169V168H247ZM47 170V171H46ZM249 170V169H248ZM246 171L247 173L249 172L250 174L251 173H253L251 170H249V171ZM49 171V172H48ZM117 171L118 172H122V171H127L128 172V170L125 168L124 170H123V168L120 170L119 168L117 169ZM215 171V172H214ZM118 172H116V173H118ZM124 173V172H122V173H124V174H122V173H118V174H116L117 176L118 175H125V174H128V173ZM203 174H205V173H203ZM71 175V176H70ZM78 175V174H77ZM208 175V176H209ZM240 175V174H239ZM101 177H102V175H100ZM203 176V177H204ZM73 178V179H71V178ZM119 177V176H118ZM209 177V179L208 180H210V179H212V178H210ZM100 178V177H99ZM98 178V179H99ZM89 181H88V180ZM93 179V180H92ZM71 180V181H70ZM76 180H78V182L80 183H76L77 181ZM102 180H103V178H102ZM76 181V182H75ZM94 181V182H93ZM45 182H47V183H45ZM69 182H70V184H69ZM71 182H73V183H71ZM85 182V184H92L91 186H97V188H94V187H92V189H90V190H93V191H86V189L87 188H83L82 187V185H83V183ZM15 183V184H14ZM262 183H264V179H262L261 180V184ZM69 184V185H68ZM84 184V185H85ZM260 184V187H259V185H255L254 186V188L257 186V188H255V189H258V191H247V192H245V191H243V194L245 193V194H247L248 192H250V193H248L246 196H244L243 195V197H247V199L248 198H250V196H251V194H252V196H253V194H254V196L255 197H258L259 198V200H260V202H258V205L256 204V206H255V208H254V210H255V212H254V210H252V212H254V214L256 215V218L258 219L259 218V220L260 221H264V215H262V214H264V193H261V192H264V188H262V187H264V186H262ZM42 185V186H41ZM45 185V186H44ZM71 185V186H70ZM73 185V186H72ZM74 185L76 186V187H74ZM99 185V184H98ZM137 185V184H136ZM139 185V184H138ZM12 186V187H11ZM71 187V189H70V187ZM89 186V185H88ZM132 186V185H131ZM134 186V188H135V184L133 185ZM140 186V185H139ZM138 186V187H139ZM7 187V188H6ZM11 187V188H10ZM14 187H16V188H14ZM69 187V188H68ZM90 187V186H89ZM137 187V188H138ZM13 188V189H12ZM76 188V189H75ZM91 188V187H90ZM133 188V187H132ZM131 187H130V190L129 191H123V192H121V193H123V195H125L126 197H128V199L130 198V196H134V195H136V194H139L142 190L141 189H137V188H133L132 189ZM140 188V187H139ZM5 189V190H4ZM16 189V190H15ZM38 189H40V190H38ZM79 189V190H78ZM95 189V190H94ZM262 189V190H261ZM8 190V191H7ZM10 190V191H9ZM43 190H46V191H43ZM97 190V191H96ZM101 190V191H100ZM128 190V189H127ZM133 190V191H132ZM134 190H135V192H134ZM137 190H138V192H137ZM139 190H141V191H139ZM45 192V193H44ZM126 192V193H125ZM128 192V193H127ZM137 192V193H136ZM159 193H161L160 191H158ZM172 192H174V191H172ZM196 194H195V193ZM215 192V193H214ZM217 191H188V192H182L181 191V194L179 195L178 194V192H177V194H178V196H180V198L178 197V196H176V198H179V199H181L182 198V196L183 197H186V199L188 200H184L183 199V201L185 202V203H189L190 204V202H194V204L192 203L191 205H189V206H192V205H200V207L203 205V206H205V208H207V211L209 210V212H207V214L205 215V216H207V217H205V216H203L204 217V221H203V218L201 217V219H199V217L197 218V217H195V216H193L192 214H190V212L189 213H187V211L186 210H188V209H184L183 211H181V205L182 204H185L183 201H181V203H180V201H179V206H180V208H179V206L177 207V209L179 208V211L180 212H178V211H176V213H180V214H176V215H171L172 217H173V219H181L182 220V218H184L183 217V215H185L186 216V214H190L192 217H195V219L194 218H191L190 217V215H189V217L191 218V220L190 221H192L193 220V224H190V223H188L187 225V229L186 230H189L188 232H185L184 233V231H183V229H182V227H180L181 229H182V232L184 233V235L181 233V236H180V234H179V232H181V231H179L178 229H177V232H178V234H179V236L177 235V233L175 232L174 233V235L176 234L178 237H179V240H178V237H174V239H175V242H177L178 244H181V246H184L185 247V245L187 244L188 245V242H190L191 240L190 239H187V238H190L192 235V239L193 238H195V240L196 239H198L199 240V238H201V241H199L198 242V244H199V246H196L195 248L197 249V247L199 248L198 250H199V252H196V253H190V251H189V249L187 250V251H189L188 253L187 252H185V250H184V252H185V258H186V255H191L192 257V260H190V257L188 256L186 259L188 260H186L185 258L183 259V261L180 263V262H173V260H172V258L170 259H164L163 258V256H162V258H160V256H158L157 258H156V261H157V263L158 264H204V262L205 263H210V261H211V263H212V261H214V259H215V256L217 257V255L219 254V253H217L218 251L220 252L222 249H225V251H227L226 253H230V251H231V254L229 255L230 257L231 256H233V257H231V258H229V256H227L226 255V253H225V255H226V257H228V259H226V257H225V259H224V250L223 251H221L220 253V257H219V255H218V257H217V260H215V261H217L216 262V264H234V261H233V259L232 258H237V257H235L234 255V253L232 254V252H234L235 250H237V247H241V245H239L240 243H237V242H240V241H242V238H240L239 236H238V234H237V240H236V238L234 237V235L235 234H231L232 235V237H231V235H229L228 237L231 239L230 240V242L232 241V239L234 240V241H232L231 243L229 242V241H226L227 239L229 240V238L228 237H226L225 238V240H223L224 242V244L222 245V248H219L220 250H217V252H216V254H212V252L209 254V256L208 257H206V254H204V252H201L202 251V249L200 250V246L201 245H203L204 243L206 244V245H208V246H210L211 247V245H212V243H214L213 242V240L215 239V237L213 236V235H215V234H212L211 236H210V238L209 239H211L212 237H213V240L211 241V242H209L210 243V245L209 244H207L208 242H207V240H205L204 241V239H205V234H206V231H205V233L204 232H202L203 230H201V224L203 225V224H207V220H209V223L207 224V226L205 227L207 230L209 229V227H211V225H209V224H214L213 222H216V217L218 216H222V214H223V211H227V210H232L233 209V206H234V204H235V202H241V204H243V205H245L246 207H250L251 208V206H250V200H247L248 201V203H245L244 202V200L242 201L241 200V194L239 195L238 193H236V192H231V191H218L219 192V194H218V192L216 193ZM222 192H224V194H222ZM239 192V191H238ZM131 193V194H130ZM134 193V194H133ZM136 193V194H135ZM175 193V192H174ZM180 193V192H179ZM187 193V194H186ZM202 195H201V194ZM209 193H210V195H209ZM240 193V192H239ZM242 193V192H241ZM130 194V195H129ZM141 194H143L142 192H141ZM167 194V193H166ZM185 194H186V196H185ZM206 194V195H205ZM209 196H208V195ZM215 195V197L213 196V195ZM140 195V194H139ZM169 195V194H168ZM194 195V196H193ZM232 195V196H231ZM109 196V197H108ZM191 196V197H190ZM198 198H196V197ZM200 196H202L201 198H200ZM206 197V198H203V197ZM218 196V197H217ZM240 198H239V197ZM249 196V197H248ZM106 198V201H104V199ZM131 197V198H132ZM145 197H147V196H145ZM145 197L143 196V198H144V203L143 204H146V205H148V206H146L145 205V207H144V205H139V209H141V210H139V209H135L134 207H135V204H134V207H133V209H135V213L134 212H132V220L134 221V222H136L137 224H139L140 223V221H141V219H143V218H141L142 217V215H146L147 213H146V210H147V212H149V211H151V209H150V207L151 208H153L154 207V203L153 202H150V201H148L147 199H145ZM188 197V198H187ZM193 197V198H192ZM217 197V198H216ZM222 197V198H221ZM232 197V198H231ZM109 198V199H108ZM192 198V199H191ZM208 198H209V201H208ZM210 198H216V200L214 201V199H210ZM236 198H238V199H236ZM194 199V200H193ZM197 199V200H196ZM235 201H234V200ZM110 200V201H109ZM130 200V199H129ZM133 200V199H132ZM129 201V202H131V204H132V202L133 201ZM146 200V201H145ZM177 200L178 199H176V202H177ZM195 200H196V203H195ZM204 200V201H203ZM211 200V201H210ZM148 201V202H147ZM174 201H175V198H174ZM206 201V202H205ZM212 201H213V203H212ZM226 202V204H224L223 202ZM104 202V203H103ZM142 202H143V200H142ZM203 202H205V203H207V204H209V205H206L205 203V205L204 204H202ZM227 202H228V204H227ZM243 202V203H242ZM153 203V204H152ZM175 203V202H174ZM187 203V204H188ZM200 203V204H199ZM221 203V204H220ZM245 203V204H244ZM132 204V205H133ZM141 204V203H140ZM177 203H175V205H176ZM215 204V205H214ZM221 205V207H220V205ZM223 204V205H222ZM239 204V203H238ZM248 204V205H247ZM104 205V206H103ZM170 205H172V204H170ZM178 205V204H177ZM176 205V206H177ZM214 205V208L218 211V210H220V211H216L217 212V214L218 215H216V217L214 218V220L213 221H211L210 222V220H211V217H213L214 215L212 214V210H215L214 208H211L212 206ZM164 206H166L165 204H164ZM169 206V204L165 207V208H168V209H163V210H172L171 208H172V206H170L171 208H169L168 207ZM183 206V205H182ZM186 206V204L182 207V208H184ZM188 205L186 206V208L187 207H189ZM207 206V207H206ZM229 206H231V207H229ZM98 207V208H97ZM101 207V208H100ZM142 207H144V208H142ZM75 208V209H74ZM100 208V209H99ZM148 208V209H147ZM221 208V209H220ZM238 209H239V206L237 207ZM262 209V210H259V209ZM70 209V210H69ZM74 209V210H73ZM106 209H108V208H106ZM240 209H241V207H240ZM68 210V211H67ZM101 210V211H100ZM149 210V211H148ZM100 211V212H99ZM143 211V212H142ZM69 212V213H68ZM102 212V213H101ZM106 214L105 216H106V218H108L109 220H110V222L107 220V219H105L104 217L105 216H102V215H104V213ZM140 213V215H138L139 213ZM172 212V211H171ZM186 212V213H185ZM211 212V213H210ZM143 213H146V214H143ZM150 213V212H149ZM148 213V214H149ZM175 213V211L173 212V214ZM184 213V214H183ZM210 213V214H209ZM214 213V212H213ZM258 214V217H257V214ZM69 214H71V215H73V216H71V215H69ZM151 214V213H150ZM181 214H183V215H181ZM212 214V215H211ZM214 214H216V213H214ZM23 215V216H22ZM135 215V216H134ZM137 215V216H136ZM209 215H211V216H209ZM140 216V217H139ZM167 217V218H169V219H171L172 217ZM178 216H180V218L178 217ZM259 216H261V217H259ZM64 217V218H63ZM111 217V216H110ZM139 217V218H138ZM182 217V218H181ZM187 217V216H186ZM185 217V218H186ZM208 217H210V218H208ZM218 217H217V219H218ZM67 218H69V219H67ZM96 218V219H95ZM104 220H107L106 222H108V223H105V221H103V219ZM138 218V220H135V219H137ZM189 218V219H190ZM139 219H140V221H139ZM168 219V220H169ZM198 219V220H197ZM22 220H23V223H22ZM66 222V223H64V221ZM68 220V221H67ZM70 220V221H69ZM94 220H95V222H97V220H98V224L97 223H94ZM115 220V221H114ZM200 220V222H198ZM35 221H36V223H35ZM72 221V222H71ZM100 221V222H99ZM102 221V222H101ZM113 221V222H112ZM174 221V220H173ZM179 221V220H178ZM201 221H203V222H201ZM207 221V222H206ZM104 222V223H103ZM114 222H115V224L116 225H114ZM172 222V219L170 220V222H167V221H164L163 223H171ZM180 222V221H179ZM102 223V224H101ZM121 223H119V225H121ZM201 223V224H200ZM25 224H27V225H25ZM64 224V225H63ZM68 224H70L69 226H68ZM105 224H107L108 226L109 225H114L113 226V228H111L110 227V229H109V227H107V225H105ZM98 225H99V228H98ZM100 225H102V230H104V231H108V230H110L109 231V233H107L108 235H106V232H104V231H100V229H101V226ZM105 225V226H104ZM200 225V226H199ZM107 229V230H105L104 229V227ZM159 226V225H158ZM161 226V225H160ZM164 226H165V224H164ZM198 226H199V228H198ZM205 226V225H204ZM60 227V228H59ZM162 227H163V225H162ZM196 227H197V232L195 231L196 230ZM22 228V229H21ZM25 228H27V230L25 229ZM62 228H63V230H62ZM160 229H161V227H159ZM190 228V229H189ZM70 229V230H69ZM98 229V230H97ZM185 229V228H184ZM212 229H213V227H212ZM68 231V233H67V231ZM159 230V229H158ZM62 231H63V233H62ZM98 232V233H96L95 234V236L96 237H98L97 238V240H96V237L93 235L95 232ZM100 231V232H99ZM198 231H200V232H198ZM210 231V230H209ZM111 232V233H110ZM159 232H161V231H159ZM159 232H158V234H159ZM66 233V234H65ZM88 233H89V235H90V237H89V235H88ZM152 233H155V232H152ZM190 233V234H189ZM194 233V234H193ZM88 236H87V235ZM104 234V235H103ZM111 234V236H109ZM151 234V233H150ZM149 234V235H150ZM157 234V233H156ZM155 234V235H156ZM161 234H163L162 232H161ZM161 234H159V236L161 235ZM197 234V235H196ZM92 235V236H91ZM105 237V235H106V238L108 239H111V241H109V243H108V240L106 239V240H104V238H103V236ZM173 235V236H174ZM185 235H187V236H185ZM189 235H191L190 237H189ZM204 235V236H203ZM152 236H154L153 234H151V236L150 237H148V239L149 240H146V237H145V240H142V241H144V243L146 242V244H144L143 242H141V243H143V244H140V240L136 243V247L135 248H133L132 247V249H128L127 250V252H128V254H127V252L125 251V252H119V255H121V256H119V255H114V259L112 258V261L110 260V262L108 261H106V263H108V264H120V260L122 261L121 262V264H137L138 263V256H136L138 253H140V252H142L143 250H145V251H148V252H151L154 248H156V247H159V245L160 246H162V242H164V241H166V240H164V238H166L165 236H161L160 238H158L159 236L157 235V236H155V237H152ZM204 238H203V237ZM216 236V235H215ZM102 237V238H101ZM111 237V238H110ZM117 237V236H116ZM198 237V238H197ZM89 238V239H88ZM115 238V239H114ZM185 238V241H182L183 239ZM155 239L157 240H159V239H161V240H163V241H161V242H159L158 243V241H155ZM167 239V238H166ZM188 240V242H187V240ZM238 239L240 240V241H238ZM101 240V241H100ZM104 240V241H103ZM98 241V242H97ZM105 241H106V244H105ZM155 241V242H154ZM103 242V243H102ZM180 242V243H179ZM185 242H187L185 245H184V243ZM227 244H226V243ZM111 243V244H112ZM151 243H154L153 245L151 244ZM157 243H158V245H157ZM166 243V242H165ZM201 243V244H200ZM230 243V244H229ZM106 246H105V245ZM108 244V245H107ZM167 244V243H166ZM203 245V247L205 248L206 247V251L208 250V247L206 246V245ZM230 246H229V245ZM20 247H19V246ZM24 245V246H23ZM92 245H95V246H92ZM157 245V246H156ZM191 245H193V244H190L189 243V245H188V247H190ZM234 245V246H233ZM239 245V246H238ZM23 246V247H22ZM91 246H92V248H91ZM99 246H100V248H99ZM101 246H103V247H101ZM140 246V247H139ZM145 246V247H144ZM163 246H165V245H163ZM231 246H233L232 248H231ZM237 246V247H236ZM91 249H90V248ZM95 247V248H94ZM97 247V248H96ZM142 247H144V248H142ZM187 247V246H186ZM234 247H236V248H234ZM23 248V249H22ZM165 248V247H164ZM24 249H26V250H24ZM96 249H98V250H95ZM166 249H168V248H166ZM232 249V250H231ZM23 250V252H21ZM81 250H86L85 252L84 251H81ZM92 252H91V251ZM102 250V251H101ZM131 250H132V252H135L134 254H133V256H132V252H131ZM136 251H137V253H136ZM19 252V253H18ZM21 252V253H20ZM80 252H81V255H80ZM88 252H89V254H88ZM95 252V253H94ZM237 252H239V248H238V251ZM83 253V254H82ZM85 253V254H84ZM86 253L92 258H90L89 256H85L86 255ZM17 254V255H16ZM123 254V255H122ZM127 254V255H126ZM136 254V255H135ZM196 254L199 256L200 254V256L198 257V256H196ZM16 255V256H15ZM84 257H83V256ZM125 255V256H124ZM134 255H135V257H137V260L135 259V257H134ZM167 255V257H169L168 255H170V253H168V254H166ZM212 255V256H211ZM215 255V256H214ZM224 255V256H223ZM18 256V257H17ZM24 256V257H23ZM82 258H85V259H82ZM118 256V257H117ZM195 256H196V258H195ZM204 256V257H203ZM87 257H88V259H87ZM125 257V258H124ZM128 257V258H127ZM193 257H194V259L195 260H200V261H195L194 259H193ZM17 258H19L18 260H17ZM131 258V259H130ZM208 258V259H207ZM210 258V259H209ZM214 258V259H213ZM4 259V260H3ZM14 259V260H13ZM127 260V262H126V260ZM135 260V261H137V263L135 262V261H131V260ZM158 259H159V261H158ZM213 259V260H212ZM224 259V260H223ZM3 260V261H2ZM15 260H17V261H15ZM23 260V261H22ZM78 260H80V261H78ZM87 260V261H86ZM131 262H130V261ZM166 260L168 261V260H171V261H168V263L166 262ZM185 260V261H184ZM190 260V261H189ZM210 260V261H209ZM21 261V262H20ZM86 261V262H85ZM123 261H125V263H123ZM139 261H141V259H139ZM155 261V262H156ZM163 261H165V262H163ZM230 261V262H229ZM236 261H238V260H236ZM13 262V263H12ZM23 262V263H22ZM155 262H153V263H155ZM185 262V263H184ZM203 262V263H202ZM219 262V263H218ZM101 264H102V262H100ZM140 263V262H139ZM138 263V264H139ZM152 263V264H153ZM156 263V264H157ZM103 264H105V262H103ZM214 264V263H213ZM235 264H237L236 262H235Z\"/></svg>", "mask_w": 264, "mask_h": 264}, {"label": "bare ground", "instance_id": "6f19581e", "mask_svg": "<svg viewBox=\"0 0 264 264\" xmlns=\"http://www.w3.org/2000/svg\"><path fill=\"white\" fill-rule=\"evenodd\" d=\"M1 1V0H0ZM5 1V0H4ZM14 0H12V2H13ZM22 1V0H21ZM27 1V0H26ZM29 1H31V0H29ZM99 1V0H98ZM103 1H105V0H103ZM119 1V0H118ZM122 1V2H121ZM124 1H126V0H120L119 2H121L122 4H123V2ZM128 1V0H127ZM131 1V0H130ZM137 1H139V0H137ZM174 1H177V0H174ZM184 1V3L183 4H186V6H187V4L188 3H185V0H183ZM182 1V2H183ZM191 1V0H190ZM189 0L187 1V2H189V3H191ZM197 1V0H196ZM200 1V0H199ZM245 1H247V0H245ZM252 1H254V0H252ZM258 0H256L254 3H256V7L258 6H264V2H262L261 3V1L259 0V2H257ZM11 2V1H10ZM12 2L10 3L11 4V8H9V11H7V9L5 10V8H3V7H1L0 6V16L2 15L3 17L5 16V14L7 13L8 14V16L9 15H11V18H9L10 19V21H11V23L13 24V25H17L19 22L21 23V22H23V20H28L29 19V21H30V23H29V25L30 26H28V27H30V28H32V29H29V30H31V31H29V32H31L29 35H27L26 36V39H28V45H29V47L32 45V44H34L33 42H35V49H32V50H38V49H36L37 48V46L36 45H39L43 50L44 49H46V53H47V51L49 52V54L52 56V54L51 53H57V54H59L57 51H59L60 49H61V53H63V55H65V56H63L62 57V55H61V57L60 58H58V59H56L55 60V62L57 61V62H59L60 60L61 61H64V64H65V66H67L68 64H66L67 62L69 63V65H68V67H65V72L66 73H64L63 71H62V69L60 70V69H57V71L59 72V70L61 71L60 73H62V77L60 78V80H61V82H60V80H59V84L60 85H62L61 83H63V85L65 84L66 85V87H68L69 89H71V86H72V88L74 89V91L71 89V92H72V94H73V92L75 93L74 94V96H75V98H73V95L72 96H70V97H72L74 100L75 99H77L76 101H79L80 103V105H81V107L80 106H77L78 105V103L77 102H74V100H71V98L70 97H68V96H66L65 98H62L61 97V101L59 100V99H53V100H56V105L55 104H53L54 105V107H55V113H53L52 114V116H50L51 117V121H52V125H54L55 123H57V125H54L55 126V129H56V126L59 128V125H60V122L58 121L59 120V118H58V115L59 116H61L62 115V117L64 118V120L66 121V124L69 126V135L68 136H66V137H63V139L61 140L60 139V142L58 141V140H56L55 141V147H56V149H59L58 147L61 145V148H62V155H63V158H64V155L67 157V159H69V161H72L71 159H73L74 157H76L75 156V154H78L79 152L81 153V152H83V151H85V149H86V145H88V147H87V150H88V153L86 154V151L85 152H83V156H85V159H84V162H82L83 164L82 165H80L81 166V170L78 172V170L76 171V169H77V167L74 165H72L73 167H76V169H75V172L78 174H76V176H75V179H76V177H78V179L80 178V179H82V178H85V177H87V176H89V179L90 178H93L94 176H95V178L98 180V183H97V186H98V188L99 189H102V191H103V189L104 190H106V191H110V199H111V201H110V203H105V204H107V205H110V206H108V207H105V208H102V209H105V211H106V214H107V216L109 215V213H110V216H109V219L111 220V219H117V218H119V220H122V223H121V221H119V223H121V225H119V223H118V225H116L115 224V222H114V225H116L114 228H113V224L112 225H107V224H105V225H107V227H109V229H110V227L111 228H113L112 230H111V232H113V234L115 235V238H116V240H115V242L114 243H109V241H111V239H107L106 238V235H108L107 233H109V231L110 230H108V231H104V230H102L103 228H102V225H100L101 226V229H100V231L102 230V231H104V232H106V235H105V237L103 236V238H104V240H108V243L110 244L109 246H108V248L107 249H104L103 250V252H101V254L99 253V250L98 249H96V250H98V254L96 255L97 256V258L99 259V263L98 262H94L95 264H101L100 262H102V264H103V262H105V264H108V263H106V261L108 262H110V260L112 261V258L114 259V255H116L117 253V255H119V252L121 253L122 251L123 252H127V250L128 249H132V247L133 248H135L136 246V243L140 240V244H143L144 243V241H142V240H145V237H146V240H149L148 239V237H150L151 236V234H153L154 236H152V237H155V236H159V234H161V232L163 233V234H161L158 238H160L162 235L163 236H167L166 238H164V240H166V241H164V242H162V246H160L161 244L159 243V242H161V241H163V240H161V239H155V241H158V243L160 244L159 245V247H156V248H154L151 252H148V251H145V250H143L142 252H140V253H138L136 256H138V258L139 259H141V261H139V259H138V263L139 264H152L153 262H155L156 261V258L158 257V256H160V258H162V256H163V258L165 259H171L172 258V260H173V262L175 261V262H182L183 261V259L185 258V252H189L190 251V253L192 254V253H196V252H199V248L197 247V249L195 248L196 246H199V244H198V242L199 241H201V238H199V240L198 239H196L195 240V238H193L192 239V236L191 235H189V237L190 238H187V239H190L191 241L190 242H188V240H187V242H188V245H189V243L190 244H193V245H191L190 247H188V245L186 244L187 242H185L184 243V245H185V247L184 246H181V244H178L177 242H175V239H174V237L176 236V237H178L179 236V234H180V236H181V233L184 235V233L185 232H188L189 230H186L187 228V224L188 223H190V224H193L194 222H193V220L192 221H190L191 220V218H194L195 219V217H199V219H201V217L203 218V221L205 220L204 219V217L203 216H205L206 214H207V212H209V210L207 211V208H205V206H201L200 207V205H192V206H189V205H191L192 203L194 204V202H190V204L188 203H185L184 201H183V199L186 201L187 199H186V197H183L182 196V198L181 199H179L180 198V196H178V194L180 195L181 194V191L183 192H188V191H231V192H236V193H238L239 195L241 194L242 196H241V200L243 201L244 200V202L245 203H248V201L247 200H250L249 202H250V206H251V208L248 206V207H246L245 205H243V204H241V202H235V204H234V206H233V209L232 210H227L226 212L225 211H223V214H222V216L220 215L219 217H218V219H217V217H216V215H218L217 214V212L218 211H220V210H216L215 208H214V205L211 207V208H214L215 210H212L214 213H216V214H214L213 212H212V214L214 215L213 217H211V220H210V222L211 221H213L214 220V218L216 217V222H213L214 224H209V225H211V227H209V229L207 230L205 227L207 226V224L209 223V220H207L206 222H207V224L205 223V224H201V230H203L202 232H204L205 233V231H206V234H205V239H204V241L205 240H207V244H209L210 245V243L209 242H211L212 240H213V237L211 238V239H209L210 238V236L212 235V234H215V235H213L214 237H215V239L213 240V242L214 243H212V245H211V247L210 246H208V245H206L205 243V245L208 247V250L206 251V247L204 248L203 247V245H201L200 246V250L202 249V251L201 252H204V254H206V257H208L209 256V254L212 252V254H216V252H217V250H220L219 248H222V245L224 244L223 242V240H225V238L226 237H228L229 235H231V234H235L234 235V237L236 238V240H237V237L239 236L240 238H242V241H240L239 239H238V241H240V242H237V243H240L239 245H241V247H237V250H235L234 252H232V254L234 253L235 255V257H237V258H232L233 259V261H234V264H235V262L237 263V264H264V221H260L259 220V218L257 219L256 218V215L254 214V212H255V210H254V208H255V206H256V204L258 205V202H260V200H259V198L258 197H255L254 196V194H253V196H252V194H251V196H250V198H248L247 199V197H243V195L244 196H246L248 193H250L251 191H258V189H255V188H257V186L254 188V186L255 185H259V187H260V184H261V180L262 179H264V146H262V145H264V116H260V114H258L259 112H254V111H251L250 109H247V108H245V107H243V104L241 105H239L238 104V107H237V109H235L237 112H238V117H237V119H239L238 121L240 122V123H242V126H243V129L245 128V132L247 131V133H249L250 135H252L254 138H256L255 139V141H253L254 143H255V145H256V143L258 144L259 143V145L261 146L260 148H253V147H251V146H248L249 148V150H247L246 151V149H242V147H243V145H242V147L241 148H239V149H241L239 152H237V153H235L234 151H231L229 148H225V146L222 144V142L223 141H219V143H217V144H211L210 142H209V140H212V138H213V134L211 135L210 134V130L212 129L211 128V125H209L210 123H206V121H207V118H206V120H204L205 118V116H203L202 114H205L204 112L201 114L200 113V115H199V113L198 112H202V111H199V109H196L195 107L196 106H198V105H196V106H193L192 105V103H195V100H199V98H202V97H200V95L198 94L199 92H197V91H201V90H203L202 89V86L203 85H205V83H206V87H213V85H217V84H219L221 87V89H224L225 90V84H224V82H222V79L220 80V79H218L219 78V76H218V78H217V76H214L213 74V71L212 70H210V66H208V63H207V56H204V58H203V55L201 56V55H196V53H194V51H192V49H191V47H189V46H191V42L189 43V41H187L188 39H186L185 41H187V42H185L184 40H182L184 37H182V36H180L181 34H178L179 36L178 37H180V41H182L183 42V44L180 42V41H178V43H176L177 42V40H174V41H176L175 43L176 44H174L173 46H174V48H176L175 46H179V44H182V49L184 50L183 51V55H184V57L183 58H185L186 59V63L190 66V68H193V69H191V71H196V70H198V67L199 68H201V69H199V70H201L200 72H202L201 74L204 76H201V78L200 77H198V76H196V74L194 73V72H191V74H195V77L193 76H191L192 77V81L193 82H195V79L193 80V78H199L200 80H201V84H203V85H201L199 82H195L196 84H198L199 83V85H201L200 86V90H197L196 91V89H199L198 87H199V85H197V87L195 88V83H193L192 84V90L190 89L191 87H190V85H189V87H188V89H187V91L190 89L192 92H193V94L191 93V92H188L187 94H185V92L184 93H182V94H185V96L186 95H190V94H192V96H193V98L190 96L189 97V95L187 96V97H189L188 99L190 100V102L188 101V99H186V97L184 96H182L181 94H179V96H177V97H175V95L173 94V92L172 91H170L171 92V94H170V92L167 90V88L166 89H164V91H166L167 90V92H162V94H165V95H168L167 93L169 92V95H174V96H172L171 98V101L173 102V105H174V102L175 101H173L174 100V98H177V103L175 102V105H174V108H176V109H178V110H175V111H178V112H180V113H178L177 112V114H179L178 116H179V120H180V124L179 123H177L176 121H178L177 120V118L175 119L174 118V120H176V121H174V123L176 122V124H178L177 126H178V129L177 130H179V129H181V134H179V135H181L182 136V139H180L181 137L179 136L178 137V135H177V130H176V128L175 127H173L174 125L176 126V124H172L171 125V122L173 121V120H171L170 122H165V121H163L162 122V120L163 119H160V118H163L162 117V113H160V112H158V111H161V108H160V110H158V109H156V108H159L160 107V105H159V107H156L155 105V107L153 106V104H150V105H152V107H154L153 109H151V111H152V113H153V111L155 110V112H154V114H155V117H154V120H155V123L153 124L151 121V123H152V127L149 125V123L148 124H146L145 122H147V117H148V112H147V114H146V109L145 110H143L144 109V106H141V105H136V106H134V104L135 103H137V104H140L139 103V101H137V100H135V98H134V100L136 101H134L133 99H131L132 101H134L133 102V104L131 105V106H129L131 103H130V100H127V99H129V98H127L125 95H126V93L125 94H123L122 96H119L118 95V89H117V84L116 83H119V82H116L115 83V81H117V80H115V77H116V75H117V73H116V75H114V71L113 70H115V69H117V66H119V64H120V60L122 59V56L120 57V60H119V56H120V49L122 50V48H121V46L122 45H124V44H122L121 46H119V45H117L116 44V46H118V48H119V51H118V55L117 56H115V57H117L116 58V60H119V62L117 63V66H115V67H113L116 63H115V61L116 60H114V65L112 66V61H111V59H112V56L113 55H115L114 54V52L116 51V50H118V48H114L111 44H107V42H106V39H103V36L104 35H106V36H108L109 37V35H108V33H110V32H108L107 31V34L105 33L106 32V29L109 27V29L110 30H112L113 28L115 29V31H116V28H117V24H119V22L120 23H124L121 19L119 20H117V18H119V15H117L118 13V11H116L117 10V8H115L114 7V5H111V6H113L114 7V11H113V9H109V7H111L110 6V4L109 3H111L112 2V0H111V2H109V1H107L106 0V3H102L101 4V7L104 5V4H106V5H108L107 6V8H106V10H111L110 11V13L113 11L114 12V14L116 13V17L112 14V16H113V18L115 17L116 18V20L117 21H115V18H114V21H113V18H112V16H110V17H108L109 15H111L108 11H107V13H109V15H107V13L103 10V8H99V10H97L98 9V7H100V6H98L97 7V5H98V3H96V0H95V4H94V0H35V8H34V10H29L30 8V6L29 7H26V10L28 11L29 10V12H27L26 10L24 11L23 9L24 8H19V9H17L16 7H12L13 6V4H12ZM17 2H19V1H17ZM91 2V3H90ZM102 2V1H101ZM100 1H99V3H101ZM107 2H109L108 4H107ZM116 2V1H115ZM119 2H117V3H119ZM160 2V1H159ZM173 2V1H172ZM178 3H180V0L179 1H177ZM176 2V3H177ZM205 2V1H204ZM203 2V3H204ZM208 2H209V0H208ZM249 3H250V0L248 1ZM248 2H247V4H248ZM1 3H2V5H3V2L1 1ZM7 3V2H6ZM15 3V2H14ZM121 3H119V4H121ZM125 3V2H124ZM165 3V2H164ZM176 3H175V5H176ZM177 3V4H178ZM193 3V2H192ZM195 3V2H194ZM200 3V2H199ZM198 3V1L196 2V5L197 4H199ZM211 3V2H210ZM245 3V2H244ZM253 3V2H252ZM251 3V4H252ZM253 3V4H254ZM261 5H260V4ZM19 4H21L20 2H19ZM23 4V3H22ZM33 4V3H32ZM122 4H121V6H122ZM130 3H127V5H129ZM151 4V6L150 7H152V6H155V4H153V3H150ZM153 4V5H152ZM183 4H178V6H179V9H180V12H181V8H183V7H186L185 5H183ZM133 5V4H132ZM139 5V4H138ZM172 5V4H171ZM202 5V4H201ZM210 5H212V7H210L211 9L212 8H215L217 5H214V3L212 4H210ZM213 5L215 6V7H213ZM24 6H25V2H24ZM23 6V7H24ZM27 6V5H26ZM141 6V5H140ZM145 6V5H144ZM173 6V5H172ZM178 6H175L176 8H178ZM189 6H191V7H193V10L194 11H192V9H191V7H189ZM194 6H195V4H194ZM193 6V4L191 5V4H189L188 5V7L187 8H185V10H187L188 12H189V10H191L190 12H189V14L187 13V11H184L183 10V12L182 13H184V12H186L185 14H187V15H185L184 17V19L186 20V18L188 19V20H190V21H185L183 18H182V20H184L185 22H186V27H188L190 24H194V26H193V24H192V27H191V25H190V27L189 28H191V29H189V30H191L190 31V33L193 35L194 34V37H195V34H196V36L198 37V35H199V30L197 31L198 32V35H197V32H195L196 30H197V27L199 28V27H202L201 26V21H202V25H203V27L201 28V29H204L205 30V28H206V30H209V28L207 29V26H212V22H210V20H209V22H210V24H203L204 23V19L202 18V17H200V15H202L203 13H204V8H203V6H199L198 5V8L197 7H194ZM205 6H207V4H205ZM208 6H209V3H208ZM249 6H251V5H249ZM32 7V6H31ZM104 8H105V5L103 6ZM112 7V8H113ZM124 7H125V11L126 10H128V9H126V5H124ZM128 7V6H127ZM149 7V8H150ZM157 7V5L155 6V7H152L150 10L151 11H153L155 8ZM161 7V6H160ZM160 7H158V8H160ZM174 7V8H175ZM201 7V8H200ZM244 7V6H243ZM252 7H255L254 5H252ZM2 8V9H1ZM118 8L120 9V7H119V5H118ZM146 8V7H145ZM145 8H142L141 7V9H145ZM149 8H146V10H143L142 11V13H143V15L145 14L146 16H147V14H150L149 12H150V10H148ZM168 8V7H167ZM174 9V13H176V12H179V11H176L177 9ZM195 8V9H194ZM200 8V9H199ZM208 8L209 7H207L206 9H207V11H205V13L203 14V15H206V18L208 19L209 17H208ZM209 8V9H210ZM219 8V7H218ZM241 8V7H240ZM31 9H33V8H31ZM102 9V10H101ZM140 9V8H139ZM202 9V10H201ZM216 10H214L216 13L219 11L217 8H215ZM258 9V8H257ZM257 9H255L254 8V11L252 10V12L254 13ZM261 9H264V7H262ZM260 8H259V10H260V13L262 14V15H264V11H262ZM101 10V11H100ZM156 10H159V14H161V11H160V9H155V11ZM213 10V9H212ZM259 10H257V12L259 11ZM99 13H98V12ZM103 11L106 13V15H102V14H104L103 13ZM121 11V10H120ZM119 11V14L121 13L122 14V12H120ZM166 11H167V9H166ZM176 11V12H175ZM242 11V10H241ZM128 12V11H127ZM154 12V11H153ZM191 12H192V14H191ZM212 11H210L209 13H210V16L211 15H213L212 13H211ZM223 12V11H222ZM101 13V14H100ZM128 13H130V12H128ZM132 13H134L133 11H132ZM155 13V12H154ZM198 15H197V14ZM214 13V12H213ZM241 13V12H240ZM247 13V12H246ZM251 13V12H250ZM7 14H6V17H7ZM157 14V13H156ZM176 14H178V13H176ZM190 14L192 15V17H190ZM196 14V15H195ZM219 14H221V11L220 12H218L217 13V15H219ZM152 15H154V14H152ZM168 15V14H167ZM173 15V14H172ZM253 16H254V14H252ZM256 15V14H255ZM258 15V14H257ZM256 15V16H257ZM118 16V17H117ZM142 16V15H141ZM145 16V18H143V19H146L147 17ZM155 16V15H154ZM153 16V17H154ZM158 16V15H157ZM164 16H165V14H164ZM169 16H171L170 14H169ZM259 16H260V18H262V19H264V17H261V15L259 14ZM10 17V16H9ZM149 17H150V15H149ZM156 17V16H155ZM174 17V16H173ZM179 17V16H178ZM180 17H183V15L181 14L180 15ZM193 17L195 18V19H193ZM199 17H200V19H199ZM213 17V16H212ZM216 17H218V16H216ZM215 17V18H216ZM220 17H221V15H220ZM219 17V18H220ZM222 19H224L225 17L223 16V13H222ZM246 17V16H245ZM106 18H109V19H106ZM110 18H112V20L110 21ZM142 18V17H141ZM159 18V17H158ZM162 18V17H161ZM165 18V17H164ZM163 18V19H164ZM190 18H192V20L190 19ZM214 18V17H213ZM247 18V17H246ZM3 19H8V18H1L0 20H1V22L2 21H6V20H3ZM105 19V20H104ZM123 19V18H122ZM125 19V18H124ZM139 20H141L140 18H138ZM143 19H142V23H144L143 22ZM152 19H154V18H152ZM175 19V18H174ZM178 19V18H177ZM198 19V20H197ZM210 19H212V18H210ZM227 19V18H226ZM226 19H224V22H225V20ZM126 20V19H125ZM138 21L139 22V20H137V19H134V22L135 23H133V25H137L138 24V22H136V21ZM150 20H151V18H150ZM170 20V19H169ZM180 20V19H179ZM214 20V19H213ZM259 20H261V19H259ZM10 21H8L7 20V22H8V27L10 28V25L12 26V24H10L9 22ZM103 21H105L104 23H106V29H105V31H103L104 29H102L103 28ZM194 21H198L197 23L196 22H194ZM212 21V20H211ZM218 21V20H217ZM227 21V20H226ZM243 21H246V20H243ZM247 21H248V19H247ZM246 21V22H247ZM251 21V20H250ZM257 21V20H256ZM1 22H0V24H1ZM3 22V23H4ZM7 22H5V25L3 26L5 29H6V24H7ZM175 22V21H174ZM178 22V21H177ZM184 22V23H185ZM231 22V21H230ZM230 22H226V23H229L228 25L230 26ZM132 23H131V25H132ZM137 23V24H136ZM155 23H156V21H155ZM162 23V22H161ZM183 23V24H184ZM187 23H189L188 25H187ZM214 23V22H213ZM249 23V22H248ZM260 23H262V22H260ZM24 24V23H23ZM25 24H27V23H25ZM152 24V23H151ZM158 23H156L155 25H157ZM174 24V23H173ZM177 24H179V23H177ZM197 24H199L200 26H198ZM224 24V23H223ZM222 24V25H223ZM244 24H245V22H244ZM255 22H254V26H255ZM259 24V23H258ZM3 25V24H2ZM20 25V24H19ZM102 26V28L100 29V27ZM125 25H126V28H127V23L125 22ZM124 25V26H125ZM138 25H140V24H138ZM136 26L135 28H139L140 27V29H137L138 31H139V35L140 36H143L142 35V33L144 32V31H142L143 30V28H141L142 26ZM142 25V24H141ZM227 24H226V26H228ZM250 25V24H249ZM261 25H264V24H261ZM6 26V27H5ZM18 26V25H17ZM22 26H24V25H22ZM100 26V27H99ZM115 26H116V28H115ZM122 26V25H121ZM120 26V27H121ZM147 26V25H146ZM180 26H181V24H180ZM197 26V27H196ZM216 26V25H215ZM218 26V25H217ZM219 26H220V24H219ZM228 26V27H229ZM232 26V25H231ZM230 26V28H232ZM246 26V25H245ZM1 28H2V26H0ZM19 27V26H18ZM119 27V28H120ZM156 27V26H155ZM154 27V28H155ZM160 27H162V25L160 26ZM185 27V28H186ZM193 27L195 28L194 30H193ZM213 27H214V25H213ZM224 27V26H223ZM234 27H235V24H234ZM252 27V26H251ZM259 27H260V24H259ZM262 28H261V30H264V26H261ZM126 28H125V30H126ZM147 28H148V26H147ZM169 28V27H168ZM177 28V27H176ZM180 28V27H179ZM178 28V29H179ZM182 28V27H181ZM180 28V29H181ZM215 28V27H214ZM213 28V29H214ZM218 29L220 28V27H217ZM217 28H216V31H217ZM222 28V27H221ZM255 28H256V26H255ZM4 29V30H5ZM8 29V28H7ZM16 29V28H15ZM121 29V28H120ZM132 29H134L133 27H132ZM153 29V28H152ZM164 29V28H163ZM183 29V28H182ZM200 29V28H199ZM212 28H210V30H211ZM253 29V28H252ZM256 29H258V28H256ZM3 30V29H2ZM9 30V29H8ZM100 30V31H99ZM103 31V33H105V34H103V36L101 37L100 35L102 34V31ZM108 30V29H107ZM123 30V29H122ZM136 29H134V31H135V33L137 34L138 33V31H137ZM165 31H166V29H164ZM163 30V31H164ZM206 30H205V32H206ZM231 30V29H230ZM229 30V31H230ZM235 30V29H234ZM238 30V29H237ZM260 30V29H259ZM114 31V30H113ZM111 32V34L113 33H116V32H118V31H114V32ZM126 31H128V29L126 30ZM130 31V30H129ZM127 32V33H129L130 35L132 34L131 32ZM142 31V32H141ZM168 31V30H167ZM171 31V30H170ZM192 31H193V33H192ZM215 31V33H217ZM233 31V30H232ZM239 31V30H238ZM250 31V30H249ZM7 32V31H6ZM12 32V31H11ZM16 32V31H15ZM17 32H19V31H17ZM20 32H21V30H20ZM24 32H26V31H24ZM33 32V33H32ZM176 32V31H175ZM185 32V31H184ZM195 32V33H194ZM201 32V31H200ZM211 32H212V30H211ZM248 32V31H247ZM1 33V32H0ZM13 33V32H12ZM39 33H42L44 36L42 37V38H35L36 37V35L35 34H37V37H41L42 35L41 34H39ZM121 33V32H120ZM123 33V32H122ZM126 33V34H127ZM145 33V32H144ZM143 33V34H144ZM164 33H166V32H164ZM163 33V35H167V34H164ZM178 33H180V32H178ZM181 33H182V31H181ZM202 33H204L203 31H202ZM206 33H208L209 34V32H206ZM205 33V34H206ZM239 33V32H238ZM249 33V32H248ZM1 34H3V33H1ZM6 34V33H5ZM4 34V35H5ZM16 34V33H15ZM23 34V33H22ZM35 35V37H34V35ZM119 34V33H118ZM117 34V35H118ZM125 34V33H124ZM146 34V33H145ZM156 34H157V32H156ZM161 32L158 34V36L159 37H161ZM176 34V33H175ZM185 34V33H184ZM183 34V36H185ZM204 34V35H205ZM211 34V33H210ZM209 34V35H210ZM12 35V34H11ZM18 35V34H17ZM26 35V34H25ZM39 35V36H38ZM41 35V36H40ZM116 35V34H115ZM117 35H116V37L115 38H118L117 37ZM123 35V34H122ZM122 35H120L121 37H122ZM138 35V34H137ZM171 35V34H170ZM242 35V34H241ZM6 36V35H5ZM119 36V35H118ZM124 36V35H123ZM126 36V35H125ZM132 36V35H131ZM173 36V35H172ZM176 36V35H175ZM200 36V35H199ZM201 36L203 37V35L201 34ZM1 37V36H0ZM8 37V36H7ZM9 37H11V36H9ZM17 36H15V38H16ZM21 37V36H20ZM19 37V38H20ZM105 37V36H104ZM112 37H113V35H112ZM147 36L145 35V38H146ZM166 37V36H165ZM182 37V38H181ZM191 37V36H190ZM193 37V36H192ZM205 37V39L208 37L209 38V36H204ZM246 37V36H245ZM18 38V37H17ZM22 38V37H21ZM122 38H124V37H122ZM141 38H143V37H141ZM149 38V37H148ZM147 38V39H148ZM173 38V37H172ZM185 38H186V36H185ZM196 38V37H195ZM210 38H211V35H210ZM4 40H5V37L3 38ZM7 39V38H6ZM10 38H8L7 40H9ZM24 39V38H23ZM124 39H127V38H124ZM156 39V38H155ZM174 39H176L175 37H174ZM194 39V38H193ZM212 39H213V37H212ZM211 39V40H212ZM1 40V39H0ZM108 41H109V39H107ZM115 40H117V39H115ZM136 39H134V41H135ZM144 40V39H143ZM166 40V39H165ZM170 40H171V38H170ZM173 40V39H172ZM190 40V39H189ZM207 40V39H206ZM209 40V39H208ZM211 40H209L210 42L209 43H211V42H213V40L211 41ZM3 41V40H2ZM2 41H1V44H2ZM12 41V40H11ZM11 41L10 42H8L7 41V43H8V45H7V53H9L8 52V50L10 49V45L12 44L11 43ZM14 42L16 41V39H14L13 40ZM12 41V42H13ZM20 41H22V40H20ZM24 41V40H23ZM26 41V40H25ZM127 41V40H126ZM140 41V40H139ZM142 41V40H141ZM150 41V40H149ZM158 41H160V40H158ZM163 41V40H162ZM167 41V40H166ZM244 41V40H243ZM242 41V42H243ZM249 41V40H248ZM13 42V43H14ZM16 42H18V41H16ZM16 42H15V44H16ZM121 42V41H120ZM119 42V43H120ZM136 42H137V40H136ZM147 42H148V40H147ZM151 42V41H150ZM164 42V41H163ZM180 42V43H179ZM206 42V41H205ZM245 42V41H244ZM7 43H4V45L5 44H7ZM11 43V44H10ZM25 43V42H24ZM62 43H64L65 44V49H64V47H63V45H61ZM122 43V42H121ZM128 43H132V41H130V42H128ZM152 43L154 44V42L152 41ZM161 43V42H160ZM167 43V42H166ZM171 43H172V41H171ZM0 44V45H1ZM15 44H13V46H12V50H19V49H14V45ZM19 44V43H18ZM21 44V43H20ZM137 44V43H136ZM168 44H170L169 42H168ZM178 44V45H177ZM212 44V43H211ZM210 44V45H211ZM109 45H111L110 47H109ZM126 45V44H125ZM128 45V44H127ZM141 45V44H140ZM150 45V44H149ZM171 45V44H170ZM208 45V44H207ZM206 44H205V46H207ZM17 46H19V45H17ZM16 46V48H19V47H17ZM21 46H25V45H21ZM130 46V45H129ZM136 46V45H135ZM152 46V45H151ZM166 46H167V44H166ZM172 46V47H173ZM5 47V46H4ZM26 47H27V43H26ZM109 47V48H108ZM111 47H113V49L115 50V51H113V49H110ZM131 47V46H130ZM142 47V46H141ZM148 47H150V46H148ZM147 47V48H148ZM170 48V46L168 45L166 48H165V50H169V48H170V50H174L173 48ZM180 47V46H179ZM179 47H178V49H179ZM208 47H210L209 45L207 46V47H205V48H207V54L209 53V52H211L212 50H211V47H210V49L208 48ZM3 48V46H1L0 47V52H2V50L4 51V48ZM124 48H126V47H124ZM124 48H123V50H122V52L121 53H123L124 52V54H122V55H124V58H126L127 56L125 55V54H128L126 51H124ZM128 48V47H127ZM194 48V47H193ZM6 49V48H5ZM21 49H22V47H21ZM20 49V50H21ZM100 49H102V50H100ZM130 49H132V48H130ZM137 50L139 49V47L138 48H136ZM154 49V48H153ZM164 49V48H163ZM176 49L177 50V52H179L180 50H182V49ZM211 50V51H209V50ZM24 50L25 49H23V52H24ZM28 50V49H27ZM43 50L41 51V49H40V55L42 56V52H43ZM126 50V49H125ZM141 50V49H140ZM139 50V51H140ZM142 50H145V49H142ZM149 50V49H148ZM147 50V51H148ZM152 50V49H151ZM157 51H155V49H154V51L155 52H157V54H158V56L160 57L161 55H162V53L159 55V51L161 50H159L158 48L156 49ZM169 50V51H170ZM176 50H175V52H176ZM10 51V50H9ZM33 51V52H34ZM131 51V50H130ZM145 52V54L147 55L148 54V52ZM153 51V50H152ZM206 51V50H205ZM18 52L19 51H17V54H18ZM21 52L22 51H20L19 52V54H21ZM22 52V53H23ZM27 52V51H26ZM25 52V53H26ZM38 52V53H39ZM60 52V51H59ZM129 52V51H128ZM133 52V51H132ZM142 52V51H141ZM155 52H150V53H155ZM171 52V51H170ZM174 52V53H175ZM175 53V54H178V53ZM181 52V51H180ZM185 52V53H184ZM3 53V52H2ZM2 53H1V55H2ZM5 53V57L7 56V57H9V58H11L10 56V53L8 54V55H6V52H4ZM35 53V52H34ZM37 53V54H38ZM44 53V52H43ZM134 53V52H133ZM150 53L148 54V56L149 57H151L152 59H153V57L152 56H155V54H151L150 55ZM173 52H171V54H172ZM173 53V55H175ZM204 53V52H203ZM202 53V54H203ZM12 54V53H11ZM14 55H15V53H13ZM13 54H12V57L15 59V57H16V55L15 56H13ZM18 54V55H19ZM56 54V55H57ZM117 54V53H116ZM143 54H144V52H143ZM170 54V55H171ZM180 54V53H179ZM178 54V56H180ZM206 54V55H207ZM212 54V53H211ZM0 55V56H1ZM17 55V58H16V60L15 61H13L14 59H9V60H11V61H9L7 58V60H8V62H12L13 64H15L16 62H17V64H18V62H20L21 60H19L20 59V55L18 56ZM23 55V54H22ZM26 55V54H25ZM27 55H28V53H27ZM32 55H33V53H32ZM169 55V56H170ZM173 55H171V57H170V59L172 58L174 61H175V59H176V62H174L173 60H170V63H171V61H172V63H173V65H174V63L176 64L177 62V64L175 65L176 66V68L180 65V63H181V65H180V68H181V71L183 70V71H185L184 72V74L185 75H187V70H188V68L189 67H187L186 66V64H185V62H183L182 63V60H181V58H179L178 56V58L176 57V55L174 56V58H173ZM37 56H39V55H37ZM131 56V55H130ZM198 56V57H197ZM209 56H210V53H209ZM19 57V58H18ZM22 57V56H21ZM24 57V56H23ZM58 57V56H57ZM114 57V58H115ZM144 57H145V55H144ZM143 57V58H144ZM148 57V61L146 62L147 64H148V62L150 61V59L151 58H149ZM157 57V56H156ZM31 58H33V57H31ZM44 58V57H43ZM46 58V57H45ZM44 58V59H45ZM48 58V57H47ZM128 58V57H127ZM139 58V57H138ZM163 58H165V57H163ZM1 60H4L3 58H0ZM17 59H18V61H17ZM44 59H42V58H40V57H37L36 58V53H35V61H34V59H33V62H35L34 64H35V68L39 71H41V70H43V66L45 65V64H47V66H49L48 64H50V63H52L54 60H52V62H50V63H45V64H43L44 62H45V60ZM49 59H50V57H49ZM52 59V58H51ZM161 59V58H160ZM160 59H158L159 61L158 62H160V65L162 64L161 63V61H162V59L160 60ZM207 59V60H206ZM127 60V59H126ZM142 60V59H141ZM145 61H146V58L144 59ZM178 60V61H177ZM180 60V61H179ZM211 60V59H210ZM228 60V59H227ZM6 61V60H5ZM47 62H48V59L46 60ZM166 61V60H165ZM4 62V61H3ZM122 62V61H121ZM127 62H129V59L127 60ZM144 62V61H143ZM152 61H150L149 63H151ZM155 62V61H154ZM157 62V61H156ZM163 62V61H162ZM180 62V63H179ZM21 63V62H20ZM60 63V66H62V64H61V62H59ZM58 63V64H59ZM125 63V62H124ZM129 63H132L131 61L129 62ZM128 63V65H130V66H128L130 69H131V73L133 74H135L136 75V73H139V72H136V71H134V67L132 68V64H129ZM142 63V62H141ZM166 63V62H165ZM164 63V64H165ZM17 64H16V66H17ZM58 64H56V65H58ZM145 64V63H144ZM146 64V65H147ZM154 64V63H153ZM152 64V65H153ZM185 64V65H184ZM229 64V63H228ZM1 65V64H0ZM2 65H4V64H2ZM25 65V64H24ZM52 65V64H51ZM51 65H50V67H51ZM54 66H55V64H53ZM52 65V68L54 67ZM137 65H138V63H137ZM149 66H150V64H148ZM147 65V66H148ZM151 65V66H152ZM156 65L157 66H155V68L156 67H159V65H158V63H156ZM178 65V66H177ZM202 65V66H201ZM23 66V65H22ZM40 68H39V67ZM46 66V65H45ZM142 66V65H141ZM162 66V65H161ZM160 66V67H161ZM184 66H185V68H184ZM262 66H264V64H262L261 65V67ZM7 67V66H6ZM56 67V66H55ZM54 67V68H55ZM57 67H59V66H57ZM56 67V68H57ZM63 67V69H64V66H62ZM98 67H102V68H104L105 70H108L109 68L111 69V71H109V73H107L105 70H103V71H105V72H100V71H102V70H100ZM140 67V66H139ZM145 67V66H144ZM3 68V67H2ZM1 68V69H2ZM39 68V69H38ZM46 68H49V67H46ZM46 68L43 70V71H45L46 70ZM122 68V67H121ZM150 68V67H149ZM173 68H175V67H173ZM179 68V67H178ZM177 68V69H178ZM197 68V69H196ZM242 68V67H241ZM258 68H260V67H258ZM7 69H8V67H7ZM36 69H35V72H36V74L38 73V71H36ZM145 69V68H144ZM160 69V68H159ZM165 69L166 68H164V71H165ZM184 69H186V70H184ZM212 69V68H211ZM262 69V68H261ZM260 69V70H261ZM5 70V69H4ZM53 70H56V69H52L51 71L52 72H50L51 74L53 73ZM100 70V71H99ZM119 71H118V73H120V71L121 70H123V68L122 69H118ZM135 70H137V69H135ZM154 70V69H153ZM161 70V69H160ZM173 70V69H172ZM236 70H237V67H236ZM239 70V69H238ZM255 70H257V69H255ZM1 71V70H0ZM20 71V70H19ZM48 71H49V69H48ZM132 71H134V72H132ZM148 71V70H147ZM155 71V70H154ZM167 71V70H166ZM166 71H165V73H166ZM178 71H179V69H178ZM183 71L181 72V74H180V72H177V73H179V75L181 76L182 75V73H183ZM240 71V70H239ZM7 72V71H6ZM56 72V71H55ZM115 72H117V71H115ZM123 72V71H122ZM128 72V71H127ZM130 72V71H129ZM141 72V71H140ZM144 72V71H143ZM150 72H152V71H150ZM169 72V71H168ZM240 72H242V71H240ZM240 72L238 73V72H236V74L238 73L239 74V76L241 77V75L242 74H244V72L240 75ZM255 72V71H254ZM21 73V72H20ZM19 73V74H20ZM57 73V72H56ZM55 73V74H56ZM100 73V74H99ZM101 73H103V74H101ZM105 73V74H104ZM164 73V74H165ZM172 73V72H171ZM216 73V72H215ZM3 74V72L1 73V75ZM13 74V73H12ZM68 74V75H67ZM107 74V75H106ZM143 74V73H142ZM156 74V73H155ZM154 74V75H155ZM161 74V73H160ZM198 74V73H197ZM200 74V75H201ZM217 75H218V73H216ZM236 74H234V78H235V75ZM254 74V73H253ZM256 74H258V71H257V73ZM255 74V75H256ZM262 74V73H261ZM3 75H6L5 74V71H4V74ZM2 75V76H3ZM38 75H40V77H41V73L40 74H38ZM58 75V77H60L59 76V73L57 74ZM99 75H102L101 77L104 79L105 77V79L104 80H102V79H100L101 77L99 76ZM106 75V76H105ZM145 75V74H144ZM152 75V74H151ZM150 75V76H151ZM158 75V74H157ZM178 75V76H179ZM185 75L183 76V79H184V77H185ZM259 75V74H258ZM258 75H257V77H258ZM262 75H264V74H262ZM13 76V75H12ZM55 76V75H54ZM103 76H105V77H103ZM140 76V75H139ZM175 76V75H174ZM179 76V77H180ZM188 76V75H187ZM237 76V75H236ZM43 77V76H42ZM45 77V76H44ZM50 77V75L48 76V78ZM63 77H65V78H63ZM125 77V76H124ZM137 77H138V74H137ZM141 77V76H140ZM147 77V76H146ZM203 77V78H202ZM221 77V76H220ZM239 77V78H240ZM262 77V78H261ZM38 78V77H37ZM50 78H52V77H50ZM116 78H118V75H117V77ZM120 79H121V77H119ZM142 78V77H141ZM140 78V79H141ZM177 77H175V79H176ZM182 78V77H181ZM217 78V79H216ZM239 78H237V79H239ZM242 78H243V76H242ZM258 78H260V79H264V76H261V75H259V77ZM39 79V78H38ZM42 79V78H41ZM123 79V78H122ZM122 79L120 80V81H122ZM126 79V78H125ZM161 79H162V76H161ZM167 79V78H166ZM180 78H178V80H179ZM187 79H188V77H187ZM198 79V80H199ZM203 79V80H202ZM205 79V80H204ZM236 79V78H235ZM236 79V80H237ZM241 79V78H240ZM240 79H239V84H240ZM44 80V79H43ZM42 80V81H43ZM49 80V79H48ZM100 80H102V82L104 83V81L105 82H107L106 84H105V88H106V92H108L107 94H106V92H104L103 90H102V92H103V94L102 95H100L101 96V98H100V96H99V98L101 99L100 100V102H99V98H98V103L96 102V100H97V96H98V93H100L99 91L103 88V86H101V82H100ZM138 80V79H137ZM143 80H144V78H143ZM147 80V79H146ZM149 80V79H148ZM168 80V79H167ZM40 81V80H39ZM56 81V80H55ZM119 81V80H118ZM125 81V80H124ZM128 81V80H127ZM142 81V80H141ZM140 81V82H141ZM153 81V80H152ZM159 81V80H158ZM179 81H182V80H179ZM205 81V83H202V82H204ZM238 81V80H237ZM36 82H38V81H36ZM35 82V83H36ZM41 82V81H40ZM46 82V81H45ZM58 82V81H57ZM137 82V81H136ZM138 82H139V80H138ZM139 82V83H140ZM169 82V81H168ZM189 82V81H188ZM43 83V82H42ZM121 83V82H120ZM127 83V82H126ZM147 83H149V82H147ZM157 83V82H156ZM167 83V82H166ZM182 83L184 84V85H187V84H185V82L184 81H182ZM123 83H121V84H119L118 86H121V87H123V86H125V84H123ZM141 84V83H140ZM139 84V85H140ZM146 84V83H145ZM155 84V83H154ZM168 84V83H167ZM172 84V83H171ZM174 84V83H173ZM180 84V83H179ZM195 84V85H194ZM37 85V84H36ZM62 85V86H63ZM133 85V84H132ZM150 85V84H149ZM43 86V85H42ZM53 86V85H52ZM102 88H101V87ZM156 86H157V84H156ZM162 86V85H161ZM169 86V85H168ZM171 86V85H170ZM177 86V85H176ZM35 87H37V86H35ZM40 87V86H39ZM38 87V88H39ZM51 87V86H50ZM55 87V86H54ZM53 87V88H54ZM60 86H58L57 88H59ZM64 87V86H63ZM62 87V88H63ZM126 87V86H125ZM164 87H166V86H164ZM178 87V86H177ZM183 87V86H182ZM205 87V88H206ZM223 87V88H222ZM56 88V87H55ZM100 88V89H99ZM131 88V87H130ZM146 88H148V87H146ZM155 89H156V87H154ZM179 88V87H178ZM186 88V87H185ZM215 88V87H214ZM213 88V89H214ZM217 88V87H216ZM219 88V87H218ZM217 88V89H218ZM26 89V88H25ZM48 89H49V87H48ZM52 89V88H51ZM104 89V88H103ZM120 89V88H119ZM124 88H122V89H120V91H122ZM144 89H145V87H144ZM149 89V88H148ZM177 89V88H176ZM210 89V88H209ZM220 89V90H221ZM27 90V89H26ZM39 90H41V89H39ZM47 90V89H46ZM50 90V89H49ZM48 90V91H49ZM65 90V89H64ZM134 90V89H133ZM178 90V89H177ZM206 90V89H205ZM219 90V89H218ZM228 90V89H227ZM51 91V90H50ZM49 91V92H50ZM52 91H55L54 89L52 90ZM60 91V90H59ZM68 91V90H67ZM70 91V90H69ZM68 91V93H71V92H69ZM91 91V92H90ZM92 91H94V92H92ZM119 91V94L121 95V92ZM139 91V90H138ZM148 91V90H147ZM147 91H144V92H147ZM150 91V90H149ZM153 91V93H154V90H152ZM152 91H150V93L152 92ZM162 91H163V89H162ZM176 91V90H175ZM47 92V91H46ZM92 93L93 95H92V99L91 98H89L91 95H89V100H88V98H87V100H85L86 98H84V96H86V95H84V93ZM122 92H125V90L124 91H122ZM132 92V91H131ZM177 92V91H176ZM205 92V91H204ZM67 93V94H68ZM97 93V95H94V94H96ZM141 93V92H140ZM139 93V94H140ZM149 93V92H148ZM161 92H159V95H161L160 94ZM177 93H179V92H177ZM198 94V96H197V94ZM210 93V92H209ZM62 94H63V92H62ZM101 94V93H100ZM133 94V93H132ZM142 94H143V92H142ZM146 94V93H145ZM152 94V93H151ZM200 94H201V92H200ZM211 94V93H210ZM221 94V93H220ZM229 93L227 92V94L226 93H224V95L225 96H230V95H228ZM41 95V94H40ZM56 95V94H55ZM58 96H59V94H57ZM64 95V94H63ZM65 95H66V93H65ZM155 95H157V94H155ZM165 95H161V97L162 96H164L165 97ZM204 95V94H203ZM223 95V96H224ZM233 95V94H232ZM58 96H56V97H58ZM123 96H125V99H123L124 97ZM205 96V101L203 100V98L201 99L204 103L205 102H207L208 103V106H211L210 107V109L213 111V108H214V104L211 102V101H209V100H207L206 99V96L207 95H204ZM123 97V98H122ZM132 97H135V96H132ZM147 98H150V99H152L153 97H154V95L152 96V97H148V96H146ZM156 97V96H155ZM169 97V96H168ZM197 97V99H195ZM208 97V96H207ZM209 97H211V96H209ZM208 97V98H209ZM237 97V96H236ZM236 97L234 98V97H232V98H227V100H228V102H232L231 104H229V106L230 105H232V104H234L235 105V102H237L238 100L236 99ZM59 98V97H58ZM138 98V97H137ZM146 98V100L144 99V101L146 102L147 100V102H148V104H149V99H147ZM156 98H158L159 99V97H156ZM155 98V99H156ZM51 99V98H50ZM90 99H91V101L93 100V102H94V100H95V102L97 103V105H95L93 102V104H91V107L93 108L92 110H93V112H92V110H89V108H91V107H89L88 108V105H89V102H90ZM142 99V98H141ZM154 99V100H155ZM161 99V98H160ZM194 99V100H193ZM52 100V101H53ZM143 100V99H142ZM153 100V99H152ZM152 100H150V103H152L151 101ZM153 100V101H154ZM161 100H163V99H161ZM167 100H169L170 101V98L169 99H167ZM176 100V99H175ZM224 100V99H223ZM222 100V101H223ZM237 100V101H236ZM87 101H88V104H87ZM127 101L129 102L128 104V106H127ZM131 101V102H132ZM166 101V100H165ZM170 101V102H171ZM193 101V102H192ZM221 101V100H220ZM225 101V100H224ZM47 102V101H46ZM49 102H51V100L49 101ZM55 102V101H54ZM160 103H162L161 101H159ZM192 102V103H191ZM202 102V105H204V103ZM53 103V102H52ZM51 103V104H52ZM59 103V104H58ZM75 103H77L76 105H75ZM122 104L123 103V105H120L121 106V108L123 107V109L121 110V108H120V110L118 109V107H120V106H118V107H116L117 108V111H119V112H121V116L123 117V120L121 121L120 120V118H121V116L119 117V115L117 116L116 114H115V112L114 113H112V111L111 110H113V109H115L114 107L115 106H117L118 104ZM126 103V104H125ZM223 103V102H222ZM155 104V103H154ZM158 104V103H157ZM177 104H180V106H182V107H180L179 105V107L180 108H183V109H181L182 110V112L183 111H185V112H181L180 111V108L179 107H177ZM209 104H213V105H209ZM1 105V104H0ZM47 105H48V103H47ZM92 105H94V106H92ZM149 105V106H150ZM170 105V104H169ZM201 105V106H202ZM207 105V104H206ZM227 105H228V103H227ZM77 106V107H76ZM87 106V107H86ZM90 106V105H89ZM133 106V108H131ZM162 106V105H161ZM53 107V108H54ZM81 108V110H82V112L84 113L85 112V109H87L88 108V114H81V115H83V117H84V115H85V117L83 118L82 116V118L83 119H85V118H87V122H88V116H89V123L91 124L90 126H88L89 125V123L86 125V123L87 122H85L86 120H82L80 117H79V115H78V108ZM130 107V108H129ZM147 107V106H146ZM173 107V106H172ZM199 107H200V105H199ZM213 107V108H212ZM227 107V106H226ZM235 107V106H234ZM0 108H2V107H0ZM113 108V109H112ZM166 108H168V106L166 107ZM171 108V107H170ZM193 108H195V110L193 109ZM198 108V107H197ZM229 108V107H228ZM131 109V113L129 112V110ZM219 109V108H218ZM1 110V109H0ZM80 110V111H81ZM166 110H168V109H166ZM174 110H172V111H174ZM89 111H90V113H89ZM110 111V112H109ZM145 111V112H144ZM149 111V110H148ZM157 111V112H156ZM164 111V110H163ZM172 111H170L171 113H172ZM214 111H215V108H214ZM235 111V112H236ZM50 112V111H49ZM162 112V111H161ZM216 112V111H215ZM51 113V112H50ZM81 113V112H80ZM92 113V114H91ZM110 113H112V114H110ZM151 113V114H152ZM163 113H165V112H163ZM175 114H176V112H174ZM173 113V114H174ZM49 114V113H48ZM61 114V115H60ZM102 114H104V117L102 118ZM109 115V117L107 118V116ZM114 114V115H113ZM119 114V113H118ZM128 114H130L129 116H128ZM132 114H133V116H132ZM135 114H137V116H138V118L136 117V115ZM150 114V113H149ZM166 114V113H165ZM167 114H168V112H167ZM174 114V115H175ZM226 114H227V112H226ZM92 115V116H91ZM102 115V116H101ZM105 115H107V116H105ZM111 115H113V116H111ZM233 115V114H232ZM236 115V114H235ZM91 116V117H90ZM125 116H127V118L129 117V119H130V122H132L135 118H137L135 121H133V122H135V123H133V124H128V119H126V120H124V117ZM150 116V118H152L151 117V115H149ZM161 116V117H160ZM164 116V115H163ZM167 116V115H166ZM170 116H171V114H170ZM184 116H186V117H184ZM200 117V119H199V117ZM207 116V115H206ZM234 116V115H233ZM107 118V120H106V118ZM117 117H119V118H117ZM236 117V116H235ZM235 117H232V119L234 118L235 119ZM79 118L81 119V121H79ZM105 118V119H104ZM156 118V119H155ZM166 117H164V119H165ZM40 119V118H39ZM133 119V120H132ZM168 119V118H167ZM166 119V120H167ZM172 119V118H171ZM198 119L199 120H201L200 121V123L201 124H204L203 122H205L206 123V125H209V126H204L203 125V128H202V131L200 132V130L198 129L197 131L198 132H200V134H196V133H198L197 131H196V128L198 127L196 124V128H195V126H193V124L192 123H190L191 122V120L193 121V120H196V121H198ZM34 120V119H33ZM33 120H32V122H33ZM38 120V119H37ZM75 120H77V121H75ZM132 120V121H131ZM152 120V119H151ZM36 121V120H35ZM61 121V120H60ZM233 121V123H234V120H232ZM237 121V120H236ZM76 122V123H75ZM85 122V123H84ZM149 122V121H148ZM179 122V121H178ZM77 123H78V126H76L77 125ZM197 123V122H196ZM35 124H37V122L35 123ZM39 124V123H38ZM76 124V125H75ZM147 125V127H148V125L150 126V128L148 129V128H145V129H148L147 130V132L145 131V129H144V131L142 130V126H144V125ZM201 124H198L199 126L201 125ZM66 125V126H67ZM235 125V124H234ZM62 126H64V124L62 125ZM65 126V127H66ZM87 126H88V128H87ZM1 127V126H0ZM18 127V126H17ZM36 127H39V126H36L35 125V128H34V130H36L37 128ZM241 127V126H240ZM19 128V127H18ZM17 128V129H18ZM39 128H41V127H39ZM62 128V127H61ZM91 128V129H90ZM199 128V127H198ZM233 128H234V126H233ZM242 128V127H241ZM1 129V128H0ZM10 129V128H9ZM12 129V128H11ZM42 129V128H41ZM41 129H40V131H41ZM66 129V128H65ZM65 129H64V132H66L65 131ZM90 129V130H89ZM2 130H4V128H2ZM6 130V129H5ZM13 130V129H12ZM24 130V129H23ZM37 130H39V129H37ZM35 131V141H32L33 139H32V137H31V139L32 140H30V141H32L30 144H35V142L36 143H38V141H40V133L38 134V131ZM58 130V129H57ZM60 130V129H59ZM142 130V131H141ZM222 130V129H221ZM228 130V129H227ZM240 130V129H239ZM7 131V130H6ZM17 131V130H16ZM15 131V132H16ZM27 131V130H26ZM29 131H31V130H29ZM63 130H61V131H59V133L60 132H62ZM90 131V132H89ZM180 131V130H179ZM216 131V130H215ZM215 131H214V133H215ZM32 132V131H31ZM37 132V133H36ZM43 132V131H42ZM53 132H54V130H53ZM57 132V131H56ZM92 132V133H91ZM204 133V136L201 134V133ZM223 132V131H222ZM4 133V132H3ZM6 133H9V132H6ZM12 134L14 133V132H11ZM20 133V132H19ZM24 133V132H23ZM27 133V132H26ZM179 133V132H178ZM239 133V132H238ZM16 134V133H15ZM15 134H14V136H15ZM31 134H33V133H31ZM36 134H38L39 135V137H37L38 135H36ZM56 134V133H55ZM66 134V133H65ZM68 134V133H67ZM101 134V135H100ZM221 133L219 132V135H220ZM246 134V133H245ZM8 135V134H7ZM27 135H29V133L27 134ZM43 135V134H42ZM59 135V134H58ZM96 135L99 137V139H101V140H99L98 139V137H96ZM237 135V134H236ZM4 136H6V135H4ZM9 136V135H8ZM30 136V135H29ZM53 136H55L54 134H53ZM65 136V135H64ZM102 136V137H101ZM221 136H222V134H221ZM242 136H243V134H242ZM248 136V135H247ZM252 136H251V138H252ZM3 137V136H2ZM7 137V136H6ZM24 137V136H23ZM25 137H27V136H25ZM24 137V138H25ZM36 137L37 138H39L38 139V141H36L37 139H36ZM101 137V138H100ZM187 139L188 141H187V143L186 144H188V146L190 147H188L187 149L186 148H184V149H182L183 148V143L185 142V139ZM218 137V136H217ZM248 137H250V136H248ZM247 137V138H248ZM5 138V137H4ZM2 139V141L4 140L5 141V139ZM10 138V137H9ZM9 138H7V139H9ZM13 138V137H12ZM45 138V137H44ZM214 138H216L215 136H214ZM213 138V139H214ZM219 138V137H218ZM243 138V137H242ZM14 139H16V138H14ZM17 139H18V137H17ZM21 139V138H20ZM92 139L94 140V139H96V140H98V142L96 143V140L94 141L95 143H93L92 142ZM184 139V141H180V140H183ZM1 140V139H0ZM22 140V139H21ZM25 140H27V138L25 139ZM28 140H29V138H28ZM49 140V139H48ZM216 140V139H215ZM238 140V139H237ZM4 141L2 142V143H4ZM7 141V140H6ZM9 141H12V140H9ZM46 141V140H45ZM213 141V140H212ZM14 142V141H13ZM21 143H22V141H20ZM25 142V141H24ZM27 142V141H26ZM34 142V143H33ZM41 142V141H40ZM47 142V141H46ZM45 142V143H46ZM53 142V141H52ZM181 142V143H180ZM216 142V141H215ZM227 142V141H226ZM242 142V141H241ZM18 143V142H17ZM51 143V142H50ZM246 143V142H245ZM28 144V143H27ZM49 144V143H48ZM180 144H181V146H180ZM185 144V145H186ZM252 144V143H251ZM4 145H5V143H4ZM7 145V144H6ZM9 145H11V142H10V144ZM8 145V146H9ZM19 145V144H18ZM39 145V144H38ZM45 145V144H44ZM47 145V144H46ZM51 145V144H50ZM227 145V144H226ZM254 145V144H253ZM258 145V146H259ZM2 146V145H1ZM37 146V145H36ZM240 146V145H239ZM238 146V147H239ZM11 147V146H10ZM24 147H26L25 145H24ZM27 147H29V146H27ZM39 147V146H38ZM42 147V146H41ZM50 147V146H49ZM52 147V146H51ZM237 147V148H238ZM37 148V147H36ZM246 148H247V146H246ZM2 149V148H1ZM39 149V148H38ZM55 149V148H54ZM185 149L187 150V151H185ZM29 150H31V146H30V149ZM40 150V149H39ZM243 150V151H242ZM244 150H245V152H244ZM4 151V150H3ZM37 151V150H36ZM33 152V151H32ZM31 152V153H32ZM41 152V151H40ZM51 152V151H50ZM59 152V151H58ZM221 152H222V154L224 153V155H223V158L221 157V159L224 161V163L222 164V163H220L219 162V158H220V156L222 155L221 154ZM29 153H30V151H29ZM28 153V155L30 156V154ZM36 153V152H35ZM60 153H61V151H60ZM79 153V154H80ZM232 153H234V154H232ZM17 154V153H16ZM50 154V153H49ZM82 154V153H81ZM80 154V155H81ZM85 154V155H84ZM39 155V154H38ZM17 156V155H16ZM50 156H52V155H50ZM31 158V157H30ZM50 158V157H49ZM35 158H33V160H34ZM61 158H59V160H60ZM66 159V158H65ZM37 160H39V158H37ZM222 160H220L221 162H222ZM73 162V161H72ZM218 162H219V164H218ZM209 163H211L210 165H208ZM72 164V163H71ZM214 164V166H212ZM218 164V166L221 168L222 167V171L221 172H219V173H217V172H215L216 174H215V176L213 175V177L211 176L210 177V175L211 174H213V173H210L211 172V170L212 169H209L210 168V166H212V167H216V171H218L217 170V166H215V165H217ZM247 164V165H246ZM54 165V164H53ZM202 165H207L208 166V169L206 170V167H205V170H203L202 168L204 167H202ZM222 165V166H221ZM245 165L246 166H249V167H246V170H244L245 169ZM51 166V165H50ZM54 167V166H53ZM202 167V168H201ZM67 168H68V165H67ZM72 168V167H71ZM79 168V167H78ZM119 168L120 170L123 168V170L126 168L127 170H128V172L127 171H122V172H124V173H128V174H125L124 176L123 175H116V174H118V173H122V172H118L117 171V169ZM183 168V169H182ZM219 168V169H220ZM253 170L252 172L253 173H247L246 171L248 170ZM50 169V168H49ZM80 169V168H79ZM215 168H213V170H214ZM42 170V169H41ZM51 170V169H50ZM74 170V169H73ZM221 170V169H220ZM248 170V171H249ZM43 171V170H42ZM47 171V170H46ZM70 171H71V169H70ZM49 172V171H48ZM116 172H118V173H116ZM210 173V175L208 176L207 175V178L209 179V177L210 178H212V179H210V180H208L204 175H206L207 173ZM124 173H122V174H124ZM203 173H205V174H203ZM240 174V175H239ZM100 175H102V177L100 176ZM71 176V175H70ZM204 176V177H203ZM100 177V178H99ZM71 178V177H70ZM74 178V177H73ZM73 178H71V179H73ZM88 178V177H87ZM99 178V179H98ZM102 178H103V180H102ZM83 180V179H82ZM88 180V179H87ZM93 180V179H92ZM71 181V180H70ZM77 181V182H76ZM75 182L78 184L79 182H78V180H76ZM89 181V180H88ZM90 181H91V179H90ZM94 182V181H93ZM45 183H47V182H45ZM71 183H73V182H71ZM15 184V183H14ZM69 184H70V182H69ZM68 184V185H69ZM80 184V183H79ZM85 182L83 183V185H82V187L83 188H87L86 189V191L88 190V191H93V190H90V189H92V187H94V186H91L92 184L90 183H88V184H85ZM99 184V185H98ZM135 184V188H137L139 185V187L137 188V189H141V190H139V191H141L143 194H141V192L139 193V194H136L137 192H138V190H137V192L135 193L136 195H134L133 197L132 196H130V200L128 199V197H126L125 195H123V193H121V192H123V191H129L130 190V187L132 188H134V185ZM137 184V185H136ZM139 184V185H138ZM91 187H89V186ZM132 185V186H131ZM262 186H264V183H262L261 184ZM42 186V185H41ZM45 186V185H44ZM71 186V185H70ZM69 186V187H70ZM73 186V185H72ZM77 186V185H76ZM75 185H74V187H76ZM97 186H95L94 188H97ZM12 187V186H11ZM10 187V188H11ZM68 187V188H69ZM7 188V187H6ZM14 188H16V187H14ZM97 188V189H98ZM132 188V189H133ZM134 188V189H135ZM262 188H264V187H262ZM13 189V188H12ZM70 189H71V187H70ZM76 189V188H75ZM128 189V190H127ZM5 190V189H4ZM16 190V189H15ZM38 190H40V189H38ZM79 190V189H78ZM95 190V189H94ZM136 190V189H135ZM135 190H134V192H135ZM262 190V189H261ZM8 191V190H7ZM10 191V190H9ZM43 191H46V190H43ZM97 191V190H96ZM101 191V190H100ZM133 191V190H132ZM158 191H160L161 193H159ZM172 191H174V192H172ZM240 193H239V192ZM243 191H245V192H247V191H250V192H248L247 194H243ZM177 192H178V194H177ZM180 192V193H179ZM216 192V193H217ZM242 192V193H241ZM45 193V192H44ZM126 193V192H125ZM128 193V192H127ZM167 193V194H166ZM195 193V192H194ZM197 193V192H196ZM195 193V194H196ZM215 193V192H214ZM261 193H264V192H261ZM131 194V193H130ZM129 194V195H130ZM134 194V193H133ZM169 194V195H168ZM187 194V193H186ZM186 194H185V196H186ZM201 194V193H200ZM203 194V193H202ZM201 194V195H202ZM218 194H219V192H218ZM222 194H224V192H222ZM206 195V194H205ZM208 195V194H207ZM209 195H210V193H209ZM208 195V196H209ZM213 195V194H212ZM143 196L145 197V196H147V197H145V199H147L148 201H150V202H153L154 203V207L153 208H151L150 207V209H151V211H149V212H147V210H146V213H143V214H146V215H142V217L141 218H143V219H141V221H140V219H139V221H140V223L139 224H137L136 222H134L133 220H132V212H134L135 211V209H139L140 207H139V205H144V207H145V205L147 204H143L144 203V198H143ZM176 196H178L179 198H176ZM194 196V195H193ZM214 197H215V195H213ZM232 196V195H231ZM109 197V196H108ZM132 197V198H131ZM191 197V196H190ZM196 197V196H195ZM202 196H200V198H201ZM207 197V196H206ZM205 196L203 197V198H206ZM218 197V196H217ZM216 197V198H217ZM239 197V196H238ZM249 197V196H248ZM105 198V197H104ZM174 198H175V201H174ZM188 198V197H187ZM193 198V197H192ZM191 198V199H192ZM197 198V197H196ZM216 198L214 199V198H210V199H214V201L216 200ZM222 198V197H221ZM232 198V197H231ZM240 198V197H239ZM109 199V198H108ZM133 199V200H132ZM176 199H178L177 200V202H176ZM198 199V198H197ZM196 199V200H197ZM236 199H238V198H236ZM133 201L132 202V204L134 203L135 204V207H134V204L132 205L131 204V202H129V201ZM142 200H143V202H142ZM183 201L185 204H186V206L188 205L189 207H187L186 208V206L184 207V208H182L185 204H182L181 203V201ZM194 200V199H193ZM196 200H195V203H196ZM234 200V199H233ZM104 201H106V198L104 199ZM108 201V200H107ZM106 201V202H107ZM146 201V200H145ZM147 201V202H148ZM179 201H180V203L183 205H181V208H180V206H179ZM188 201V200H187ZM204 201V200H203ZM208 201H209V198H208ZM211 201V200H210ZM235 201V200H234ZM177 203L176 205H175V203ZM206 202V201H205ZM205 202H203L202 204H204ZM223 202V201H222ZM104 203V202H103ZM141 203V204H140ZM152 203V204H153ZM212 203H213V201H212ZM224 204H226V202H223ZM243 203V202H242ZM244 203V204H245ZM164 204L167 206L168 204H169V208H171L170 206H172V210H163V209H168V208H165L166 206H164ZM170 204H172V205H170ZM200 204V203H199ZM206 205H209V204H207V203H205ZM204 204V205H205ZM221 204V203H220ZM219 204V205H220ZM227 204H228V202H227ZM223 205V204H222ZM248 205V204H247ZM104 206V205H103ZM146 206H148V205H146ZM179 206V208L181 209V211H183L184 209H188V210H186L187 211V213H189L190 212V214H194L193 216H195V217H192L190 214H186V216L185 215H183V214H181V215H183V217L184 218H182V220L181 219H173V215H176V214H180V213H176V211H178V212H180L179 211V208L177 209V207ZM239 206V209L237 208ZM133 207L135 208V209H133ZM139 207V208H138ZM144 207H142V208H144ZM207 207V206H206ZM220 207H221V205H220ZM229 207H231V206H229ZM240 207H241V209H240ZM98 208V207H97ZM101 208V207H100ZM99 208V209H100ZM106 208H108V209H106ZM146 208V207H145ZM75 209V208H74ZM73 209V210H74ZM148 209V208H147ZM221 209V208H220ZM70 210V209H69ZM139 210H141V209H139ZM252 210H254V212H252ZM259 210H262L261 208L259 209ZM68 211V210H67ZM101 211V210H100ZM99 211V212H100ZM172 211V212H171ZM175 211V213L173 214V212ZM185 211V210H184ZM189 211V212H188ZM217 211V212H216ZM109 212V213H108ZM143 212V211H142ZM221 212V211H220ZM69 213V212H68ZM102 213V212H101ZM104 213V212H103ZM135 213V212H134ZM139 213V212H138ZM149 213V214H148ZM186 213V212H185ZM211 213V212H210ZM209 213V214H210ZM105 213H104V215H102V216H105L106 215ZM211 214V215H212ZM257 214V213H256ZM69 215H71V214H69ZM138 215H140V213L138 214ZM172 215V216H171ZM189 215H190V217H189ZM211 215H209V216H211ZM262 215H264V214H262ZM23 216V215H22ZM71 216H73V215H71ZM135 216V215H134ZM137 216V215H136ZM172 217L171 219H172V222L171 223H163L164 221H167V222H170V220L171 219H169V218H167V217ZM117 217V218H116ZM140 217V216H139ZM138 217V218H139ZM179 218H180V216H178ZM186 217V218H185ZM197 217V218H198ZM205 217H207V216H205ZM257 217H258V214H257ZM259 217H261V216H259ZM64 218V217H63ZM105 219H107L109 222H110V220L108 219V218H106V216L104 217ZM138 218L137 219H135V220H138ZM190 218V219H189ZM208 218H210V217H208ZM67 219H69V218H67ZM96 219V218H95ZM103 219V218H102ZM169 219V220H168ZM107 220H104L103 219V221H105V223H108V222H106ZM114 220V221H115ZM174 220V221H173ZM198 220V219H197ZM214 220V221H215ZM64 221V220H63ZM68 221V220H67ZM70 221V220H69ZM203 221H201V222H203ZM72 222V221H71ZM97 222H98V220H97ZM97 222H95V220H94V223H97ZM100 222V221H99ZM102 222V221H101ZM113 222V221H112ZM116 222H118V219H117V221ZM193 222V223H192ZM198 222H200V220L198 221ZM22 223H23V220H22ZM35 223H36V221H35ZM64 223H66L65 221H64ZM104 223V222H103ZM111 223V222H110ZM212 223V222H211ZM98 224V223H97ZM102 224V223H101ZM164 224H165V226H164ZM25 225H27V224H25ZM64 225V224H63ZM70 224H68V226H69ZM104 225V226H105ZM159 225V226H158ZM161 225V226H160ZM162 225H163V227H162ZM205 225V226H204ZM103 226V227H104ZM200 226V225H199ZM199 226H198V228H199ZM159 227H161V229L159 228ZM180 227H182V229H183V231H184V233L182 232V229L180 228ZM212 227H213V229H212ZM60 228V227H59ZM98 228H99V225H98ZM185 228V229H184ZM22 229V228H21ZM26 230H27V228H25ZM104 229L105 230H107L105 227H104ZM159 229V230H158ZM177 229L179 230V231H181V232H179V234H178V232H177ZM190 229V228H189ZM62 230H63V228H62ZM65 230V229H64ZM63 230V231H64ZM70 230V229H69ZM98 230V229H97ZM210 230V231H209ZM63 231H62V233H63ZM67 231V230H66ZM99 231V232H100ZM159 231H161V232H159ZM196 232H197V227H196V230H195ZM95 232V231H94ZM110 232V233H111ZM152 232H155V233H152ZM158 232H159V234H158ZM177 233V235L175 234L174 235V233ZM198 232H200V231H198ZM67 233H68V231H67ZM96 233H98V232H95L93 235L95 236V234ZM151 233V234H150ZM157 233V234H156ZM238 234V236H237V234ZM66 234V233H65ZM150 234V235H149ZM156 234V235H155ZM190 234V233H189ZM194 234V233H193ZM87 235V234H86ZM88 235H89V233H88ZM87 235V236H88ZM174 235V236H173ZM197 235V234H196ZM92 236V235H91ZM109 236H111V234L109 235ZM117 236V237H116ZM148 236V237H147ZM185 236H187V235H185ZM204 236V235H203ZM202 236V237H203ZM89 237H90V235H89ZM96 237V236H95ZM99 237V236H98ZM98 237H96V240H97V238ZM231 237H232V235H231ZM102 238V237H101ZM114 238V239H115ZM156 238V237H155ZM198 238V237H197ZM204 238V237H203ZM229 238V237H228ZM89 239V238H88ZM103 240V241H104ZM161 240V241H160ZM178 240H179V237H178ZM211 240V241H210ZM230 238H229V240L227 239L226 241H229L230 242ZM101 241V240H100ZM154 241V242H155ZM182 241H185V238L182 240ZM232 241H234L233 239H232ZM231 241V242H232ZM98 242V241H97ZM141 242H143V243H141ZM167 244H166V243ZM206 242V241H205ZM230 242V243H231ZM103 243V242H102ZM158 243H157V245H158ZM180 243V242H179ZM226 243V242H225ZM229 243V244H230ZM105 244H106V241H105ZM104 244V245H105ZM138 244V243H137ZM144 244H146V242L144 243ZM152 245L154 244V243H151ZM201 244V243H200ZM227 244V243H226ZM228 244V245H229ZM232 244V243H231ZM108 245V244H107ZM156 245V246H157ZM163 245H165V246H163ZM183 245V244H182ZM238 245V246H239ZM19 246V245H18ZM24 246V245H23ZM22 246V247H23ZM92 246H95V245H92ZM92 246H91V248H92ZM106 246V245H105ZM187 246V247H186ZM230 246V245H229ZM234 246V245H233ZM233 246H231V248L233 247ZM20 247V246H19ZM101 247H103V246H101ZM140 247V246H139ZM145 247V246H144ZM144 247H142V248H144ZM165 247V248H164ZM236 247H234V248H236ZM90 248V247H89ZM90 248V249H91ZM95 248V247H94ZM97 248V247H96ZM99 248H100V246H99ZM166 248H168V249H166ZM189 249V251H187L188 249ZM238 248H239V252H237L238 251ZM23 249V248H22ZM145 249V248H144ZM24 250H26V249H24ZM95 250V249H94ZM95 250V251H96ZM184 250H185V252H184ZM224 250V255H225V253L227 252V251H225V249H222L221 251H223ZM232 250V249H231ZM81 251H84V250H81ZM86 251V250H85ZM84 251V252H85ZM91 251V250H90ZM102 251V250H101ZM129 251V250H128ZM220 251V252H221ZM21 252H23V250L21 251ZM20 252V253H21ZM92 252V251H91ZM97 252V251H96ZM130 252V251H129ZM131 252H132V250H131ZM219 251L217 252V253H219L218 255H219V257H220V253ZM19 253V252H18ZM95 253V252H94ZM135 252H132V256H133V254H134ZM136 253H137V251H136ZM168 253H170V255H168L169 257H167V255L166 254H168ZM83 254V253H82ZM85 254V253H84ZM88 254H89V252H88ZM87 253H86V255L85 256H89ZM127 254H128V252H127ZM126 254V255H127ZM231 254V251H230V253L228 252V253H226V255L227 256H229ZM17 255V254H16ZM15 255V256H16ZM80 255H81V252H80ZM123 255V254H122ZM135 255H134V257H135ZM201 255V254H200ZM199 255V256H200ZM208 255V256H207ZM217 255V254H216ZM218 255H217V257H218ZM223 255V256H224ZM226 255L224 256V259H225V257H226ZM83 256V255H82ZM119 256H121V255H119ZM125 256V255H124ZM189 255H186V258L188 257ZM196 256H198L197 254H196ZM196 256H195V258H196ZM198 256V257H199ZM212 256V255H211ZM215 256V255H214ZM18 257V256H17ZM24 257V256H23ZM81 257V256H80ZM84 257V256H83ZM90 257V256H89ZM118 257V256H117ZM190 257V260H192V256L190 255L189 256ZM204 257V256H203ZM217 257L215 256V259H214V261H212V263H211V261H210V263H205L204 262V264H216V262L217 261H215V260H217ZM218 257V258H219ZM231 257H233V256H231ZM230 256H229V258H231ZM82 258V257H81ZM91 258V257H90ZM93 258V257H92ZM91 258V259H92ZM125 258V257H124ZM128 258V257H127ZM185 258V259H186ZM19 258H17V260H18ZM82 259H85V258H82ZM87 259H88V257H87ZM131 259V258H130ZM135 259L137 260V257H135ZM193 259H194V257H193ZM208 259V258H207ZM210 259V258H209ZM212 259V260H213ZM223 259V260H224ZM226 259H228V257H226ZM0 260H1V258H0ZM4 260V259H3ZM2 260V261H3ZM14 260V259H13ZM17 260H15V261H17ZM126 260V259H125ZM187 260V259H186ZM189 260V261H190ZM195 260V259H194ZM236 260H238V261H236ZM23 261V260H22ZM78 261H80V260H78ZM87 261V260H86ZM85 261V262H86ZM130 261V260H129ZM132 262L133 261H135V260H131ZM130 261V262H131ZM158 261H159V259H158ZM168 261H171V260H168ZM168 261L166 260V262L168 263ZM185 261V260H184ZM188 261V260H187ZM195 261H200V260H195ZM21 262V261H20ZM121 260H120V264H121ZM126 262H127V260H126ZM136 263H137V261H135ZM163 262H165V261H163ZM172 262V261H171ZM180 262V263H181ZM230 262V261H229ZM13 263V262H12ZM23 263V262H22ZM123 263H125V261H123ZM137 263V264H138ZM157 263V261L155 262V263H153V264H156ZM185 263V262H184ZM203 263V262H202ZM219 263V262H218ZM1 264V263H0ZM81 264H83L82 262H81ZM132 264V263H131ZM158 264V263H157ZM161 264V263H160ZM171 264V263H170ZM173 264V263H172ZM175 264V263H174ZM190 264V263H189ZM225 264V263H224ZM229 264V263H228Z\"/></svg>", "mask_w": 264, "mask_h": 264}]
</instances>
